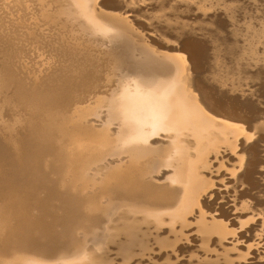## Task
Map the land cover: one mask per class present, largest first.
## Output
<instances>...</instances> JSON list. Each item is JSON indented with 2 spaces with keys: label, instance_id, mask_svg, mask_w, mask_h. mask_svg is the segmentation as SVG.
Segmentation results:
<instances>
[{
  "label": "rangeland",
  "instance_id": "374dc122",
  "mask_svg": "<svg viewBox=\"0 0 264 264\" xmlns=\"http://www.w3.org/2000/svg\"><path fill=\"white\" fill-rule=\"evenodd\" d=\"M57 1H59V2L57 3ZM57 1L56 0H0V21H1L0 22V31H1L0 32V42H1L0 43V53H1L0 55L2 56L3 54H5V55H3V58L0 57V64H1L0 65V92H1L0 93V118H1L0 119V133H1L0 142H3V144L6 146L5 147V146H3V144L0 143V156H1L0 157V164H3V166L5 165V167L0 165V170H1L0 171V175H1L0 178L3 179V180L0 179V183H1L0 186L3 185L4 181H5L4 184H6V182L9 183V180H10L9 178H11V176H12V178H11L12 180L15 179L17 177L16 173H19L20 175H22L21 172H23L25 170L27 171L29 167L31 169H33L31 167V165L32 164L34 165L36 163L37 164V167L35 168L36 170L33 169V172L35 171L36 176L33 174V176L35 177L33 179H36V177L39 176L40 178H43V180L45 181V179L48 176V178L46 179V180H48V182L45 181V183H44L45 185H47V183L49 185V180L51 181V180L55 179V181L53 183L54 186H53L52 182H50L52 184V185L51 184L50 185L52 187H54L56 192H58L57 190L60 191V189H61V192L63 191V194H65V190H66V192L71 191L69 193H72V195H73L76 193L78 194V192L80 191L81 193H80V195L79 194L78 195L79 196L82 195L84 197L86 203H88V202L91 203V201L94 202V199H99V198L102 199L103 196H104V199L102 201L96 200L93 203V205L89 204V203L87 205H85L87 207L90 205L89 206L90 208L87 209L88 211L92 210L91 206L95 205L92 208L95 209V210H93L94 213H95V211L98 210L97 213H95L98 216L97 218L95 217V214L92 213V211H89L92 213V215H94V216H92L93 219H91L92 217H88V218L83 217V218H81L82 220L79 219L78 222L73 223V224L80 223V225H78V228L75 229L76 231L78 229V231H77L78 233L77 232L76 233L80 238H78V236H76V233L74 232L73 238H75V240L77 239L78 241L74 240L76 243H73L74 241L71 242V246H74V247H72L73 249L71 248L72 251H74V249H76V246H75L76 244L78 247L74 251L73 255L71 254L72 253L71 249H69V250L64 249V251L67 252V254L69 251H71V252H69L70 254H68L69 256L65 257L66 253L63 252V250H61L63 254L61 253V251L59 252V254L60 255L62 254L63 257H61V256L58 257L59 254H57V255L54 254L55 256L52 255V256H54V257L51 256L52 258L50 257V255L44 256L42 253H38V252L35 255L33 252L34 250L31 251V249H29V251H31V253H32L31 254L28 251V248L27 249L26 248L21 249L23 252L20 250L21 246L18 243L22 239L21 235H19L20 237L18 235H16V236L14 235L15 227H17V224H14V222L17 220L15 218L16 215H14V214L11 215V212L8 209L5 210L4 207H2V205L0 204L2 209L5 210V211H3L2 209H0V220H1L0 225L2 227L4 225H5L4 227H7V228H4V227L1 228V226H0V231L2 229L0 234L2 233L1 236L4 239H5L6 235L8 238L5 242H3L1 240H4V239L0 237V241H1L0 244H2V242L4 243V245L2 244L3 248L1 245H0V247L3 250H6L3 253L2 252L3 250L0 248L1 249L0 251L2 252V253L0 252V264H75L76 262H77L76 264H80L81 261H82V264H87L84 262H88V264H95V263L97 264V262H98V264H102L103 262H104L103 264H110V263L111 264L112 263L113 264H186V262H187V264H261L262 259H264V231H263L262 235H259L257 232L260 231V228L262 226H263L262 228L264 230V223L261 221V220L264 221V219H262V218H264L263 213H262L264 211V209H263L264 208V203H263L264 199H262L260 201L256 196H254L250 193H247L248 195L246 194L247 197H245L244 195L246 192H244V191H246L247 189H250L252 184H251L250 180H247L243 176H241L243 173H245L246 169L249 168V165H247V164L244 165L245 158H243V160H241L240 157L241 156L242 157H246V156L248 157L249 150L247 149V145L244 142L245 139L243 136H240V134L238 132H235L232 129L231 130L227 129L228 127H230V125L236 124V122H232V120L227 119L224 116H220L219 114H216L215 111L210 109L211 107L209 105V102L207 101V97L205 96V94H202L203 92L201 91V89H198L196 86H195L196 88H194L195 83H193L194 80L192 81V79H194V78L196 79V77H198V74L201 75L202 73L200 71L198 73L197 69H195L196 72L193 71L194 67L191 65V62L189 61L190 59L189 60L187 59L189 57L186 56L187 54L185 51H181V50H183L181 48V44H183L182 42L189 39L190 37L195 36V37H193V39L198 37V38H196L197 40L205 37L203 39V42L207 43L209 45V47L213 46L212 49H211V47L210 48L207 47V50H208L207 52L209 55H207V59L204 58V60H203L204 72H203L202 76H204V74L208 73V71L214 72V73L218 72L219 69L221 68L219 66L222 62V60H221L222 57L224 60V55L222 54V52H220L218 50L219 46L221 45L220 40H219V43H217L218 42L217 35L214 34V32H210V30H212V31H214L215 29L216 30H220V29L223 30L226 27L229 29L230 28L234 29L237 27L238 29L241 30L242 25L245 24V26L243 25L244 26L243 29L238 33V34L241 33L240 34L241 36L237 35L236 40L238 41V43L239 44H248V43L250 44L251 43L250 46H253L251 48H254V45H255V48L257 46V48H256L257 50L264 51V48H262V49L260 48V47H264V36H263L264 35V32H263V30H264L263 24L264 23L263 24L259 23L260 21L262 22L264 20L262 18V17H264L263 16L264 15V0H247V1L241 0V2H238L240 0H238V1L232 0L230 2H229V0H227V1L221 0L222 5L220 4L221 1L218 2L219 0L218 1L208 0L209 2L207 0H199V1H197V0H189V1L188 0L187 1H185V0H183V1L182 0H167V1L166 0H156V1L155 0H152V1L151 0H114L115 4L118 3L119 5H117V6L120 7L121 9L118 8L117 6H113V5L109 6V4H107V3H105L107 5H103L104 4L103 0L102 1L101 0H57ZM125 1H127L128 4H130V5L122 4ZM203 1H204V3H206V5L203 3ZM212 1H214V2H212ZM224 1H226V2H224ZM197 2H199V4ZM227 2L230 4L226 5ZM245 2L247 3L246 6L248 5V7L245 6ZM176 3H177V5H176ZM213 3H215V4H213ZM152 4H154V6ZM231 4L233 7L231 6ZM135 5L139 9L143 10L144 13L136 11L137 7ZM178 5H182V8L179 9ZM223 5H225L224 8L226 6H227V8L224 9ZM234 5H236L238 7H236V6L234 7ZM250 5H251V7L253 6L254 8L252 7V9H251ZM183 6H185V7H183ZM210 6H212V7H210ZM216 6H218V7L215 8ZM240 6L242 9L240 8ZM114 7H115V9H114ZM126 7H128V8L126 9ZM133 7L136 10H134V9L132 10L131 8H133ZM231 7H232V9H231ZM124 8L126 9V11ZM233 8H235V9H233ZM39 9H42V10H39ZM222 9H224V10H222ZM258 9H259V11H258ZM3 10H5L8 15H6L5 11H3ZM54 10H58L59 13H57V11H54ZM226 10H228V12L232 10L233 13L235 10V12L237 14L236 13L232 14V11L229 14ZM238 10H240L241 14L238 13L239 12ZM200 11H202V14H204L203 16L201 15ZM216 11H218V13ZM244 11L246 13H244ZM222 12H224V14ZM225 12H227L228 13L227 15H229V16H226ZM40 13L42 15H44V17L41 16ZM43 13H45V14H43ZM50 13H52V14L50 15ZM54 13H56L58 15V18L56 17L57 15ZM61 13H62V15H61ZM191 13H192V15H191ZM216 13H217V16L221 17L222 20H219L220 18H218V17L216 18ZM249 13H250V15H249ZM209 14H211L212 16L210 17ZM235 14L239 17H237ZM245 14H247V15H245ZM252 14H253V16H251ZM2 15H3V17H2ZM45 15H47L48 18H46L47 16H45ZM53 15L54 16L56 15L55 18ZM136 15H137V17H135ZM255 15H256V17H255ZM261 15H262V17H261ZM188 16H190V18ZM242 16H243V18H242ZM247 16L250 17L249 18L250 20L248 19ZM60 17H61V19H60ZM253 17L255 18V20L252 19ZM258 17H259V19H257ZM63 18L67 21V24H66V21L63 22L64 21ZM136 18H138V19H136ZM228 18L230 20H228ZM239 18L241 20H239ZM13 19H16V20H13ZM47 19H51V22L54 19L55 22L53 20V23L55 25L52 24ZM56 19L57 20L59 19L60 21H62L63 24H62V22L60 23L59 20H58L59 21V23H58V21ZM256 20L259 22L257 23ZM12 21H13V23H12ZM233 21L235 22V24L233 23ZM9 22H11V23H9ZM68 22H69V25H68ZM143 22L146 24H144ZM188 22L190 25L188 24ZM219 22H221V23H219ZM245 22L247 23V25L249 24V22H250V24L248 26H246ZM252 22H255V23L253 24ZM5 23L7 24V26L5 25ZM17 23L21 27L22 26L24 27V28L22 27L23 31ZM211 23H213V24H211ZM215 23H217V24H215ZM27 24L29 26H27ZM34 24H36V25L38 24V25L36 26ZM56 24L57 25L62 24V26L66 27L68 30L65 28V31L62 32V30H64V28L62 29L61 25L60 26L58 25L59 26L58 27ZM65 24L67 26H69L70 29ZM219 24H220V26H219ZM228 24H230V25H228ZM15 25H17V26H15ZM186 25H188L189 27ZM204 25H205V27H204ZM239 25L241 28L239 27ZM3 26H4V29H3ZM250 26H252V27H250ZM253 26H254V28H253ZM255 26L257 27V29ZM1 29H3V30H1ZM10 29H11V31H10ZM18 29H20L19 32H18ZM58 29H60V31L62 33L60 31H58ZM247 29H248V32H246ZM250 29L253 31V33L249 32V31H251ZM12 31H14L15 34ZM242 31L245 33L243 34ZM31 32H33V33H31ZM44 32L46 34H44ZM53 32H55V33H53ZM67 32L69 34V37H67L68 34H66V36L64 35ZM24 33H25V36H24ZM34 33H35V35H33ZM52 33H53V35H52ZM251 33L255 36H253ZM255 33L258 35H256ZM260 33H262L263 35L262 34L260 35ZM195 34H197V35H195ZM212 34H214L217 38L214 39L213 37H215V36L214 35L212 36ZM242 34H243V36H242ZM5 35L8 36V38ZM3 36L6 38H4ZM20 36H21V38H20ZM62 36H64V37H62ZM161 36L164 38V43H161V42H163V38ZM238 36L240 38L241 37H244V38H242V40H241ZM245 36L248 38H246ZM40 37H42V38H40ZM44 37L45 38L47 37V38L45 39ZM165 37H166V40H165ZM15 38L20 43L23 44V50L22 51H21V48L19 50L18 47H16V44L14 43ZM167 38H169V39H167ZM210 38H212V39H210ZM3 39H4V41H3ZM158 39H162V41H160V40L158 41ZM7 40H8V42H7ZM71 40H72V42L74 40L77 41V42H75V41L73 42L75 44L79 43V42L81 43L82 41H86V42L85 43L83 42L84 43L83 45H80V43H79V45L78 44L75 45L72 42H71L72 44L69 43ZM211 40H213V42H211ZM215 40H216V42H214ZM248 40H249V42H248ZM41 41H42V43H41ZM87 41H89V42H87ZM168 41H170V43ZM199 41H202V40H199ZM245 41L247 43H245ZM46 42L48 43V45L46 44ZM261 42H263V45ZM2 43H3V45H2ZM56 43H58V44H56ZM59 43H61L62 46ZM252 43H254V44H252ZM173 44H174V46H173ZM257 44H259L261 46L259 47V45H257ZM37 45H39L40 47ZM52 45L54 47L55 46L56 47L59 46V47L54 48ZM84 45L87 48V49L85 48L86 50L84 49V47H85ZM175 45H177L179 48H177V46H175ZM5 46H6V48H5ZM35 46L37 49L35 48ZM80 46L86 52L87 51L89 52L92 49L90 51L92 53L90 54V53H86L84 51L85 56H83L82 49L81 48L79 49ZM15 47H16V50H15ZM30 47L32 50L30 49ZM52 47H53V49H52ZM65 47H66V49H65ZM130 47H131V49H133V51L130 49ZM9 48L11 50H9ZM62 48H64V50ZM73 48H75V49H73ZM58 49L60 51H63V52L65 51L66 54H68L71 57L74 55L73 56L74 58L70 59L71 57H68V55H66V57H65V52H64V54H61L62 52H60ZM78 49H79V51H78ZM99 49L100 50L102 49L103 56H101L102 54H100V57H99V53H101V52H99L100 51ZM6 50H7V52H6ZM53 50H55V51H53ZM94 50L98 51V52H95V54H94V52H93ZM106 50L109 51V54H108V51H106ZM215 50H217V51H215ZM27 51H29V52H27ZM56 52H57V54H56ZM118 52H120V53H118ZM125 52H126V54H125ZM80 53H81L82 57H84V59L86 58L87 60H89L90 63L93 62V64L96 63L98 65V63L100 62L98 66H96V64H95V65H92V67L95 70L97 68L101 69V70L97 69L98 72L97 71L95 72V70H94L95 74L99 73V74H96V75L94 74V75L96 77L99 76L101 78L97 77V81L95 80L96 78L94 79V85L93 86L96 85V87H92V88H95L92 90H95L96 92H92L91 89H89L87 92L88 94L85 93L83 96L80 97L82 100L78 97L79 100H81V102L78 100V98H76L71 103L72 104L71 108L68 107L67 108L68 110H66V112H68L67 117L69 118L68 115L73 114V115H71V117H74L76 120L71 119V117L69 119L66 118L67 124L65 125L66 126L65 128L67 129V127L69 128V126H70V128L68 129V131H70V134L66 138V140L69 139L70 141L67 140L66 143L68 145H66V144L65 145H66V147L68 146L69 149L66 148L68 151L72 150L71 152L69 151L72 156L67 151V154H69L71 156L69 161L67 162V166H69L70 168L67 167V168H69V169H67V170H69V172L67 171L66 173H63L64 175L61 174V175H63L62 182H61L60 172H59V170H58V172L55 170V169H58V167L56 168L57 165H59V168H60V165L62 162L61 159L58 160V158H60V154L58 151H57L58 154L55 153L56 155H58V157L56 155H54V153L52 154V152L54 151V149H56V147L51 149L53 146H56V144H58V141L56 143L55 141H52L51 139H49L48 137L45 136L46 138H48V139H46L44 137L45 134L43 135V133H39L38 131H36V133H34L35 131H31L32 129L35 130L37 128L35 125H38V123L39 124L42 123V121H41L42 118L40 116H38L41 111L40 110H33L36 113V115H35V113L33 111H30L32 109L29 108L28 104H29L30 99L33 97H36L37 94L42 90V88L45 85V81L53 73H55L56 71H58L60 69L59 67H61V64H62V67L64 66V63L66 62L67 57L70 60V63H73V62H76L77 60L83 59L81 57ZM23 54H24V56H23ZM70 54H72V55H70ZM87 54H90V55H87ZM112 54L113 55L114 54L123 55L122 56L123 59L120 55L112 56ZM213 54H215V55H213ZM62 55H64V57H62ZM16 56H18V57H16ZM29 56H30V58H29ZM104 56L107 58H108V56L109 57L111 56V58L114 57V60L111 58L110 59L112 61L108 60L107 58L103 59ZM149 56H150V58H149ZM209 56L210 57L212 56V57L209 58ZM117 57H119V58H117ZM214 57H216V58H214ZM5 58L7 59L6 61H5ZM58 58H59V60H57ZM63 58H65V60H63ZM101 58L104 61H102ZM137 58H138V60H137ZM53 59H54V61H53ZM60 59H62V60H60ZM24 60H26V61H24ZM55 60H57V61H55ZM69 60L67 62H69ZM95 60H96V62H95ZM116 60H118V61H116ZM218 60H221V61H218ZM71 61H73V62H71ZM101 61H102V63H105V64H102ZM121 61H122V63H121ZM160 61H161V63H160ZM108 62H110V63L112 62L113 63V64L111 63L112 66ZM118 62H119V66L118 65L116 66L115 63L118 64ZM33 63H34V65H33ZM138 63H140V64L138 65ZM66 64H68V63H65V65ZM121 64H122V66H121ZM149 64H151V65H149ZM4 65H5V67H4ZM17 65H18V67H17ZM103 65L106 67H104ZM208 65L210 66V68ZM100 66L104 67V68H100ZM215 66H216V69H215ZM107 68L109 71H107ZM167 68H169V69H167ZM52 69H54V70H52ZM2 70H4V71H2ZM36 70H38L37 71L38 73L35 72ZM99 71L100 72L104 71V72H102L104 75L100 74ZM158 71H159L160 75L158 74ZM107 72H109L108 77L109 76L112 77V78L110 77V80H108L109 78L106 75ZM194 72H195V74H194ZM110 73H112V74L110 75ZM196 73H197V75H196ZM11 74H12V76H11ZM16 74H18L17 77H16ZM193 74L196 75V77H193ZM5 75H7V76H5ZM215 75H217V73ZM26 76H27V78L25 79ZM147 76L149 79L147 78ZM161 76H162V79H161ZM28 77L31 79H29ZM39 77H40V79H39ZM19 78H20V80H19ZM102 78H104V80H106V83L104 80H103L104 83L102 82ZM157 80H158V82H157ZM18 81L20 84L18 83ZM37 81L38 82L40 81L39 84L37 83ZM95 81H96V84H95ZM99 81H101V83H102L101 86H100V83H98ZM110 81H111V83H109ZM248 81H249V83H248ZM22 82H23V84H22ZM33 83H35V84L33 85ZM105 85L110 86V87L107 88V86H105ZM13 86L16 88H14ZM20 86H21V89H20ZM98 86H99V91H97ZM104 86H105V91H104ZM208 86L210 87V85H207V87ZM238 86L235 88V90L232 89L231 92H229L230 91L229 90L228 94H224L218 88L212 89L210 87L211 89L210 88L209 89L212 91L213 97H215L216 99H219L220 101L229 102L231 94H232L231 96L239 95V98L236 99V102L240 104L239 111L248 115V118L254 117V120L257 118V116L260 117V119L257 118L255 121L252 118H250V121L252 123L250 125L254 126L257 124L259 126V130L257 131V129H253V131H256L254 134V139L250 140L248 143L249 144L250 143L256 144V142H257L258 147L255 146L256 148L254 149V153H257L258 162H260V163L259 164L257 163L258 165H256V170L253 174V176H254L253 180L259 181L261 183V187H262V186H264V174H262V173H264V70L259 73L257 78L255 77L252 80H250V79L249 80H246V79L241 80L239 82ZM35 87H36V89L34 90ZM101 87L103 88V90ZM207 90H208V88H207ZM233 90H234V92H233ZM133 91H134V93H133ZM99 92L101 93V96H100ZM125 92L127 93V95H126L127 99H125V94H126ZM129 92H130V94H129ZM147 92H149V93H147ZM89 93H91V94L89 95ZM92 93L94 96L92 95ZM131 94L134 97V99L131 96ZM133 94H135V95H133ZM199 94L200 95L202 94V95L200 96ZM5 95H7V97ZM88 95H89V97H88ZM122 95H124V97H122ZM202 96L204 97V100H202L203 99ZM91 97H95V98H92L93 99L92 100V99H90ZM136 97L140 101L139 102L140 106L138 105V100L136 99ZM12 98H14V99H12ZM18 98H19V100H18ZM143 98H144L146 103H144ZM24 99H26V100L24 101ZM87 99H89L90 101ZM86 100H87V102H86ZM83 101H84V103H83ZM122 101H124V102H122ZM19 103H20V106H19ZM73 103H76V104L78 103L77 104L78 106L76 104H73ZM140 103H142V104H140ZM5 104H6V106H5ZM121 104H122V108H121ZM130 104L133 106H130ZM146 104H148V105H146ZM73 105L74 106L76 105L75 109H76V111H78V113L75 111V109H73ZM160 105H161V107H160ZM178 105H179L180 109H178ZM180 105H181V107H180ZM7 106H8V108H7ZM9 107H10V109H9ZM124 107H125V109H124ZM126 107H127V109H126ZM129 107H130V110H129ZM136 107H138V108H136ZM144 107H145V109H144ZM157 107L159 110L157 109ZM12 108H14V109H12ZM78 108H80L81 110H78ZM132 108H134V109L136 108V109L132 110ZM147 108H148V110H147ZM122 109L124 111L126 110V112H124ZM142 109H144V110L142 111ZM25 110H27V112ZM82 110H83V113H82ZM150 110H152V111H150ZM79 111H80V113H79ZM131 111H133V113ZM140 111H141V113H140ZM159 111H161L160 112L161 114L159 113ZM180 111H182V112H180ZM138 112L142 116H140V114ZM152 112H153V116H156V117L150 116V115H152ZM32 113H34V115ZM121 113H123V114L121 115ZM16 114H18V115H16ZM81 114L83 117H81ZM133 114L135 117H132ZM74 115H76V116H74ZM127 115H129V116H127ZM178 115H179V117H178ZM249 115H250V117H249ZM31 116L33 117L32 118L33 121L36 120V122L37 121L38 122L37 123L32 122ZM35 117L37 119H39V117H40V119H39L40 121L37 120ZM76 117H79L78 118L79 120ZM140 117H141V119H139ZM135 118L137 120L138 119L139 120L137 121ZM147 118H148V121H147ZM182 118H184V119L182 120ZM248 118H247V122L249 121ZM152 119L154 121H152ZM162 119L163 120L165 119L166 121H163ZM203 119H204V121H203ZM69 120H73V123H72V121H69ZM169 120H170V122H169ZM28 121H29V124H28ZM74 121H75V123H74ZM82 121H83L84 125H82L83 124V123H81ZM141 121H142V123H141ZM252 121H254V122H252ZM68 122H71V123H68ZM162 122L163 123L165 122V123L163 124ZM247 122H246V124L249 125V122L248 123ZM78 123L80 125V126L78 125L79 129H78V126H76ZM152 123H153V125H152ZM178 123H180V124H178ZM32 124H34V126ZM71 124H73V127L71 126ZM89 124H92L91 125L92 128L90 127L91 129L88 130V127L90 126ZM154 124H155V126H154ZM160 124H162V126ZM173 124H174V126H173ZM193 124H194V126H193ZM198 124H199V126H198ZM85 125H86V127H85ZM23 126H24V128H23ZM29 126L32 127L31 130H30ZM196 126H198V127H196ZM15 127H16V129H15ZM156 127H158V128L156 129ZM73 128H75V129L73 130ZM83 128H87V129H84L85 131L86 130L87 131L85 132L84 130H82ZM96 129L100 130L98 132L100 135L102 134L101 136L97 133ZM23 130H25L26 132H24ZM29 130H30V132H27ZM93 130H95V131H93ZM78 131H79V133H78ZM92 131H93V133H92ZM87 132H90L89 134L91 137L89 136V134L87 136ZM108 133H110L109 134L110 137L108 136ZM71 134H72V136H70ZM85 134L87 137H85ZM37 135H39L38 138L39 139L41 138L42 140L41 139L39 140L38 138H36ZM41 135H42V137H41ZM93 135L96 136L97 138H95ZM190 135H192V136L190 137ZM83 136H84V138H83ZM16 137L18 139H21L22 141L21 140L18 141V139ZM22 137H24V139ZM32 137L34 140H35V138L37 139V141L35 140V142L37 143L36 145H39L38 143L40 142L39 146H36L35 143H33L34 140L31 139ZM98 137H100L104 140L103 141H102V139L98 140ZM208 137H209V139H208ZM28 138L31 139V141L28 142L27 141V140H29ZM44 139H45V141H44ZM72 139H73V142H72ZM24 140H25V142H24ZM75 140H76V142H75ZM208 140H209V142H208ZM11 141H16V142H14V145H13L12 144L13 142H11ZM41 141H43V143H41ZM78 141H81V142H78ZM9 142H11V143H9ZM22 142H24V143H22ZM52 142H54V143H52ZM69 142H70V144H69ZM84 142L86 144L85 146H84ZM94 142L96 143V145H94ZM29 143H31V146H32V144L35 145V148H32L34 150L37 149L38 147L40 148V146L43 147V148L41 147L40 149L38 148L37 152H36V150L35 151L31 150L29 152L31 147H30V149L29 148L26 149L27 153H29L28 158H29V156L33 157L34 152H36L35 155L37 154L33 158L30 157V159H32L31 161L30 160L28 161L27 157L24 158V155L27 156V153H25L26 151H24V150H25V148H27L26 146L29 145ZM49 143H51L52 147L50 146ZM91 143H93V144H91ZM23 144H24L25 148H24ZM43 144H45V145L43 146ZM46 144H49V145H46ZM81 144H82V146H81ZM11 145H13V147ZM20 145L23 146V148ZM73 145H74V147L76 146V148L78 147V149L74 148ZM90 145H92V146L90 147ZM45 146H46V148H45ZM48 146H50V147H48ZM15 147L17 149L20 147H21V149H23L22 151H21V149H19L20 154L17 153L18 150ZM234 147H239V149H240L235 155L231 154L232 149ZM6 148H8V149L10 148L11 150L9 149V151H12L13 153L10 154V152L8 150H5ZM44 148L46 149L44 151H48V152H46L48 155L47 159H46V157H44L46 155L45 152L43 151ZM49 148H50V150H49ZM96 148L97 149L99 148V151L95 150ZM15 149H16V152H15ZM74 149H76V150H74ZM79 149L80 150L82 149L81 150L82 152H80ZM41 150L44 153H42ZM77 150L79 151V153ZM86 150H87V152H86ZM94 150H95V152H93ZM32 151H33V153H32ZM76 151H77V153H76ZM83 151L85 152V155L83 154ZM177 151H179V152H177ZM7 152H9L10 155L4 158V156L8 155ZM175 152L178 155H176ZM15 153H17V154L15 155ZM21 153H22L23 157L20 156ZM38 153L39 154L41 153L43 157L41 156V154L38 155ZM73 153H74V155H73ZM89 153H91L92 155H90ZM79 154H81V156ZM93 154L95 157H93ZM12 155H13V157H12ZM17 155L20 158L16 157ZM49 155H51V156L49 157ZM52 155L54 156L53 158L55 159V161H54V159L51 158ZM82 155H84V156H82ZM85 156L88 157L89 163H88V159ZM55 157H57V158H55ZM186 157L188 158V160ZM35 158H37V159L35 160ZM43 158H44L45 162L44 161L40 162L39 160H41V159L43 160ZM50 158H51V161H50ZM80 158L82 159V161L80 160ZM184 158H186V159H184ZM198 158H200V159H198ZM18 159H20V160L18 161ZM33 159H34V161L40 162L39 163L40 167L44 164L43 166L46 169H44L42 166L38 170L39 164H38V162H34ZM72 159H73V161H72ZM74 159H76V161L78 162V164L75 163L76 167L74 166V162H76ZM83 159H84V161H83ZM172 159H173V161H172ZM247 159L248 158H246V160ZM10 160L12 161V164L10 163L11 165L9 164ZM47 160H48V162H47ZM52 160L55 162V165H54V162ZM70 160L73 163H71ZM3 161H6V162L9 161V162L7 164L6 162H3ZM140 161H141L142 165H140ZM261 161H263V162H261ZM49 162H52V163H49ZM81 162H84V163H81ZM85 162H86V164H85ZM136 162L139 163L140 166ZM47 163L52 164V166L48 167ZM134 163H135V165H134ZM29 164H31V165H29ZM81 164L84 166L85 165L88 166V167L85 166L86 168H84L85 170L83 169L82 172L80 170L84 166H81ZM180 164H181V166H180ZM15 165L17 167H14ZM25 165H27V166H25ZM79 165L81 168L77 167ZM145 165H146V167H145ZM172 165H176V167L175 166L172 167ZM242 165H244L246 167H244ZM34 166H36V165H34ZM54 166H55V169H54ZM72 166L74 169L78 168L79 170L75 169L74 170L75 172L72 171L71 170ZM131 166H133V167L131 168ZM11 167L12 168L14 167L13 169H15V168L16 169L13 170ZM26 167H28V168H26ZM127 167H128V169H127ZM134 167L136 168V170H137V168H139V169L137 171H134V173H133L132 170H135V169H133ZM186 167L189 169L187 170ZM3 168L6 170L7 173L5 172V170H2ZM180 168H183V169H180ZM9 169L13 170L10 172V174H9V171H10ZM52 169L55 171L53 172ZM190 169H191V171H190ZM37 170L38 171L42 170V171H40V173H38ZM46 170H48V172H46V173L52 172V175L50 176V174L47 175L46 173H44V171H46ZM49 170H51V171H49ZM139 170H141V171H139ZM186 170L188 171V173ZM83 171H85V172H83ZM119 171H121L120 175L122 177H123L122 172H125L126 175L124 174L123 178L124 179L126 178V181L121 176H119ZM138 171L141 172L143 176ZM181 171H182V173H181ZM41 172H43V175H40V174H42ZM56 172L59 174L57 175ZM73 172H74V174H73ZM126 172H128V173H126ZM4 173H6V174H4ZM76 173H77V175H76ZM130 173H133L135 176L133 174H130ZM14 174L16 176V177L14 176L15 178H13ZM53 174H56L58 176V178H57V176H55ZM80 174H82L83 176ZM84 174H86V175H84ZM127 174H129V176ZM179 175H181L182 177ZM2 176L3 177L5 176L7 180H4L5 177L3 178ZM71 176L74 178H72ZM115 176H118L120 178L118 179V177H115ZM77 177L80 178V180L83 179V181L82 180L76 181L78 179ZM132 177H134V178H132ZM143 177H145V178L147 177V178L145 180H143L144 179ZM127 178H131L132 180L130 179V181H134L135 183L137 182V179H138L139 181L137 183H139L140 185L143 184V185H146L147 187H149L150 190L152 192H154L153 194L155 197L153 196V194L152 195L150 194L151 196L150 195L148 196V197H150L149 199L146 196L144 197V196L137 195L138 199H140V200H138V199H136L137 198L136 194H133V195H129L130 199H131L130 200V199H128L129 198L128 194H126V195L125 194H119V195L117 194V195L113 196L114 194L111 193L112 191L109 192V190H107V189L111 190V188L106 187L108 185L110 187L113 185H116V186L119 184L122 185L121 180H123L124 185L129 184L130 181H128ZM56 179H58L57 182H56ZM89 179L93 181L92 184H91L92 181L88 182ZM116 179H117L118 184L116 182ZM140 179H142V180H140ZM109 180L110 181L113 180L114 183L110 182ZM70 181H71L72 185H71ZM86 181H87V183H86ZM120 181H121V183H119ZM140 181H143V182L145 181V182L143 183ZM147 181L148 182L150 181L149 184H147ZM67 182H69L68 185L70 184L71 187L72 186H74V187L71 188V187H69L70 185L69 186L66 185ZM125 182H127V183L125 184ZM56 183L57 184L60 183V186L61 185L62 186L61 187L59 186V188H58V185ZM85 183L88 185V187H86L87 185H84ZM150 183H151V185H150ZM184 183H185V185H184ZM213 183H215V187H212ZM21 184L22 183L20 182V185L16 186V188L13 189V192L14 191L15 192L14 193L12 192V194L15 195V193L17 192V194H16L17 196H19V195H23V196H27V197H29V195L32 196V197H30V200H29L30 205H32V208L30 206V208L32 210L29 208L30 210H28V211H30V213L29 212L28 213L30 216L27 214L28 216L25 215V217L26 216L27 217L26 218L22 217L20 219V221H22V219L25 221L31 220L30 222L33 223L32 220H36L37 217L40 221H42L47 216V215H45L47 213H45V214L42 213V212H45V211H43V209H41V205H40L43 203L44 208L47 206L48 207L50 206V208H47L46 210L47 211L50 210V212H51L50 213L48 211L49 215L47 218H45L44 221H48L47 223H49L50 218L52 221H55L60 216L62 219L63 218L64 219L62 220L60 218L61 221H57V222H59V223H62L63 221L65 222L64 216H65L66 212L64 213L63 211H65V210L67 211V209H65V208H67L68 205H67V203H65L64 196H63V198L60 195H58L59 197L58 196L54 197L55 200H53L54 198L51 199L52 203L50 202V199H49L48 201L50 203L48 201H46L47 204H46V206H44L45 204L43 201V199H44L43 196L45 195V192L43 190H41L43 192L42 193L43 196H42V194L39 193L40 192L39 188H35L36 186L34 184L33 185L35 187H33L29 184H28V187H25V186H27L26 185L27 183H25L24 186H23V184L21 186ZM75 184H76V186H75ZM155 184H156V186H155ZM63 185L66 187H64ZM82 185H84V186H82ZM93 185H95V186H93ZM157 185L159 188L157 187ZM116 186H113V188ZM166 186L168 189L165 188ZM17 187H20V188L25 187L26 189L25 188L20 189ZM62 187H64V188L69 187V188L68 189H62ZM75 187H78L79 189H77ZM84 187H86V188H84ZM103 187L105 189L106 188L107 189L104 190ZM153 187H155L154 188L155 190H153ZM195 187H197V188L194 189ZM0 188H1V190H0V194H1L2 188H4V187H0ZM28 188L31 191H32V189L34 190V188H35V190H38V191L36 192L34 190V194H33V191L32 192L28 191L29 190ZM170 188H173V189L171 190ZM178 188H180V190ZM182 188H184V189H182ZM17 189H19V190H17ZM24 189H25V191H24ZM100 189L103 193L105 192V194L101 193V191H99ZM157 189H159V191H161L162 193L159 192ZM44 190H46V189H44ZM77 190H78V192H77ZM88 191L90 193L89 196H88ZM90 191L91 192L94 191V192H92V193H94L93 196H91L92 193ZM164 191H165V193H164ZM167 191H170V193H172V191H173V193L171 195H169L170 193ZM242 191L244 192V194ZM61 192H58V193H61ZM96 192H97V195L95 198L94 195ZM99 192H100L101 196H100ZM158 192H159V194H158ZM240 192H242V193H240ZM251 192L254 194L264 196V191L258 192V188L252 189ZM36 193H39L43 199L41 198L42 200H40L39 198L41 196L39 197L38 196L39 194H36ZM83 193H85V194H83ZM106 193H107V195L109 193H111L112 195L110 194V196L108 195L109 196L108 197L106 195ZM185 193L187 196L185 195ZM31 194H33V195H31ZM178 194L180 195V197ZM122 195H125L126 199L122 200L124 198V196H122ZM158 195L161 198L160 197L156 198V196H158ZM116 196H117V198H115ZM134 196H135V198H134ZM163 196L164 197L168 196L169 198L168 197L164 198ZM170 196L172 197V199ZM177 196L179 197V199ZM195 196H197L196 199H195ZM34 197H37L39 200L37 198H34ZM87 197H88V199H87ZM140 197H142V198H140ZM187 197H188V199H187ZM60 198H61V200H60ZM113 198L116 199L115 202H114V200L111 201ZM133 198L135 199V201L132 200ZM144 198H146V199H144ZM167 198L169 199V201H167ZM173 198L175 201L173 200ZM36 199L38 201H35ZM147 199H148V202L146 203L145 200H147ZM57 200H59V201L57 203L55 202L56 203L55 204L54 201H57ZM88 200H90V201H88ZM137 200H138V202H137ZM31 201H32V203H31ZM34 201L37 203V205L34 204L35 203ZM40 201H41V203H40ZM139 201H141V202H139ZM143 201H144V203H143ZM183 201H185V204ZM192 201H195V202H193V204H192ZM249 201L253 202V203L256 201H257V203L262 202V201L263 202L260 203V205L261 204L262 205H261V207L259 205V209L256 208L253 211L252 210L253 205L251 206L250 204H248V203H250ZM7 202H12V199H10V197H9V200ZM96 202L98 205L95 204ZM100 202H103V203L99 204ZM150 202H152L154 205ZM154 202H157V203L155 204ZM0 203H1V201H0ZM60 203H62L61 204L62 206L61 205L59 206L60 210L58 211V209H59L58 205ZM104 203L106 204V206H104L105 205ZM158 203L160 206L158 205ZM178 203H180V204H178ZM182 203L185 206H183ZM188 203H190V204H188ZM150 204H152V205H150ZM35 205L37 207L39 205L40 209L35 207ZM52 205H53L54 209L51 207ZM64 205H66V206L64 207ZM101 205H103L105 208H102V207L99 208L98 207ZM96 206L98 209L95 208ZM56 208H58V209H56ZM33 209H35V211H33ZM101 209H104V210H102L103 212L100 211ZM39 210H42V212ZM178 210H180V211H178ZM261 210H262V212H261ZM8 211L10 212V214H8L9 213ZM38 211H39V213H38ZM56 211H58V212H56ZM125 211H126V213H125ZM176 211H178V212H176ZM6 212H8V213H6ZM104 212H106V214H105L106 217L104 215ZM135 212H137V213L135 214ZM32 213H34V214H32ZM54 213H56L57 215H55ZM143 213H144V215H143ZM150 213H154V215L153 214L151 215ZM176 213H177V215H176ZM254 213H255L254 219L246 222L247 224L243 222V221H245V218L252 216ZM39 214H41L40 215L41 218H39V216H38ZM43 214L45 215V217ZM157 214H159V216ZM167 214H169V215H167ZM179 214H180V216H179ZM184 214H185V216H184ZM34 215H36V217ZM99 215H101V216H99ZM128 215H131L132 217L128 216ZM156 215L158 218L156 217ZM171 215H173V216H171ZM9 216H11V218H9ZM89 216H91V215H89ZM120 216H122V217H120ZM7 217L9 218V220L6 221L5 219H7ZM99 217H100V219H98ZM130 217L133 219H130ZM137 217H138V219H137ZM155 217H156V219H155ZM170 217H172V218H170ZM28 218H30V219H28ZM55 218H57V219H55ZM94 218L96 220L98 219L97 222H95L96 220H94ZM104 218H105V220H104ZM2 219H4V221H6V223H8V222L9 223L6 224L5 222H3ZM10 219H11V221H10ZM88 219H90V220H88ZM18 220H17V223L19 224L20 222ZM129 220H131V221H129ZM25 221H24V223H25ZM105 221L108 222V223H106L108 226L105 224ZM120 221L122 222L121 224H120ZM136 221H137V223H136ZM150 221H152L153 223ZM259 221H261V223ZM30 222H27V224L28 223L31 224ZM92 222L95 223L96 225H93ZM142 222H143V224H142ZM1 223L4 225H2ZM114 223H116V224H114ZM117 223H119L121 226L120 225H119L120 227L116 226V225H118ZM131 223H132V226H131ZM155 223H156V225H155ZM9 224H10V226L13 227V228L10 227V229H12V230L9 229V227H8ZM20 224L22 225V222ZM20 224L18 226H21ZM102 224H104L105 227H103L104 225L102 226ZM123 224H124V226H123ZM127 224L128 225L130 224L129 225L130 227ZM146 224H148V225H146ZM97 225H99L100 227H98ZM140 225H142L144 229L139 228ZM154 225H155V227H154ZM258 225H259V227H258ZM26 226H28V225H26ZM114 226H116L117 229L114 228ZM147 226H148V228H146ZM101 227L104 229H102ZM110 227H112V228H110ZM157 227L159 230L157 229ZM91 228H93V230H91ZM94 228H95V230H94ZM98 228L101 230H99ZM118 228H120L119 232H117ZM152 228H153V230H155V232L152 230ZM8 229H9V233L11 231V233H12V234L10 233L11 235L8 234V232H4V231H8ZM22 229H23V227H22ZM22 229H21V231H22ZM81 229H82V231H80ZM110 229H111V231H110ZM13 230H14V233H13ZM139 230H140V232H139ZM35 232H36V234H35ZM40 232H41V230H39V231L34 230L33 234H32L33 238H34V235L36 238H37L38 234L42 235L41 234L42 232L41 233ZM118 233H119V235H118ZM3 234L5 237L3 236ZM108 234L112 238L109 237ZM111 234H114V235H111ZM122 234H123V236H122ZM13 235H14V237H13ZM152 235H153V237H152ZM154 235H156V236H154ZM125 236H127V237H125ZM147 236H149V238ZM157 236H160V238ZM16 237L17 238L19 237L20 240L18 238V240H19L18 241ZM83 237H84V239H83ZM108 237H109V239H108ZM116 237L119 239H117ZM131 237H132V239H131ZM15 238H16V241H15ZM153 238L155 239V241ZM81 239H83L84 242ZM112 239H113V241H112ZM130 239L132 240V242ZM138 239H141V240H138ZM12 240L14 241V243ZM42 240L44 241L45 238H43ZM67 240L68 239H66V241ZM116 240H118V241H116ZM137 240H138V242H137ZM166 240L169 242L165 243V242H167ZM9 241H11L12 243L5 244V243H8ZM103 241H104V243H103ZM108 241H110V242H108ZM114 241H116V242H114ZM144 242H146V245L150 246V248L149 247L147 248V246H145ZM114 243H115V245H110V244H114ZM116 243H118L119 245ZM12 244H14V245H12ZM15 244L19 245V246H16ZM78 244L79 245L83 244L82 245L83 247L78 246ZM131 244L133 245L134 248L132 247ZM136 244H137V246H136ZM107 245H109V246H107ZM164 245H166V246H164ZM14 246L16 247V251L20 250L21 253L19 251L16 252ZM138 246H140V247H138ZM142 246H144V247L142 248ZM17 247H20V248H17ZM79 247H81V248H79ZM7 248H8V250H7ZM10 248L12 249L11 251H9ZM83 248H85V249H83ZM136 248H138V249H136ZM78 249H82V250H79L80 253H79ZM94 249L95 250L98 249V250L95 251ZM148 249L150 251H148ZM88 250L91 251L92 253L89 252ZM143 250L145 252H143ZM8 251H9V253H8ZM25 251H26V253H25ZM93 251H94V253H93ZM103 251L105 252V254L103 253ZM117 251L118 252L123 251V252L121 254V252L118 253ZM12 252L15 254L17 253V254L14 255V254H12ZM75 252H77L79 254H77V253L75 254ZM96 252H98L99 255ZM127 252H129V253H127ZM7 253L9 255H7ZM35 253H36V251H35ZM64 253H65V255H64ZM100 253H101V255H100ZM123 253L125 254V257H124ZM177 253H179V256L176 255ZM10 254H12V255H10ZM38 254H40L41 257H39L40 255L37 256ZM92 254H93V256L90 257V255H92ZM135 254H137V255H135ZM96 255H97V257H96ZM107 255H108V257H107ZM110 255H112V257ZM48 257H50V258H48ZM102 257H103V259H102ZM53 258H54V260H53ZM55 258H57V260ZM107 258H109L110 260H108ZM112 259H113V261H112ZM122 259L124 261H122ZM212 261H214V263Z\"/></svg>",
  "mask_w": 264,
  "mask_h": 264
},
{
  "label": "bare ground",
  "instance_id": "6f19581e",
  "mask_svg": "<svg viewBox=\"0 0 264 264\" xmlns=\"http://www.w3.org/2000/svg\"><path fill=\"white\" fill-rule=\"evenodd\" d=\"M57 1V0H56ZM102 1V0H101ZM104 2V4L103 5H107V4H109V6L110 5H113V6H117V5H119L118 3H116L115 4V2H114V0H103ZM152 1V0H151ZM156 1V0H155ZM167 1V0H166ZM183 1V0H182ZM181 1V2H182ZM185 1H187V0H185ZM184 1V2H185ZM189 1V0H188ZM197 1H199V0H197ZM208 1V0H207ZM215 1V0H214ZM214 1H212V2H214ZM216 1H218V0H216ZM221 0H219L218 2H220ZM227 1V0H226ZM226 1H224V2H226ZM230 1H232V0H229V2ZM234 1V0H233ZM235 1H238V0H235ZM244 1V0H243ZM247 1V0H246ZM59 1H57V3H58ZM114 2V3H113ZM169 2V1H168ZM180 2V1H179ZM183 2V3H184ZM191 2V1H190ZM189 2V3H190ZM202 2V1H201ZM209 2V1H208ZM238 2H241V0L240 1H238ZM105 3H107V4H105ZM136 3V2H135ZM182 3V4H183ZM198 4H199V2H197ZM203 3H204V1H203ZM222 3V1L220 2V4ZM235 3V2H234ZM244 3V2H243ZM249 3V2H248ZM251 3V2H250ZM122 4H125V5H130V4H128V2L127 1H125V2H123ZM180 4V3H179ZM188 4V3H187ZM205 5H206V3H204ZM213 4H215V3H213ZM218 4V3H217ZM224 4V3H223ZM227 4H230V3H226V5ZM238 4V3H237ZM246 2H245V6H246ZM121 5V4H120ZM153 6H154V4H152ZM176 5H177V3H176ZM222 5V4H221ZM253 5V4H252ZM256 5V4H255ZM108 6V7H109ZM122 6V5H121ZM136 6V5H135ZM134 6V7H135ZM181 6V7H180ZM204 6V5H203ZM224 6L225 5H223V8H224ZM231 6H232V4H231ZM236 5H234V7H235ZM243 6V5H242ZM254 6V5H253ZM252 6V7H253ZM258 6V5H257ZM3 7V6H2ZM118 7V6H117ZM125 7V6H124ZM134 7L133 8H131L132 10L134 9ZM137 7V6H136ZM135 7V8H136ZM176 7V6H175ZM178 7H179V9L180 8H182V5H178ZM183 7H185V6H183ZM207 7V6H206ZM210 7H212V6H210ZM218 6H216L215 8H217ZM233 7V6H232ZM232 7H231V9H232ZM236 7H238V6H236ZM246 7H248V5L246 6ZM250 7H251V5H250ZM252 7H251V9H252ZM42 8V7H41ZM59 8V7H58ZM118 8H120V7H118ZM117 8V9H118ZM128 7H126V9H127ZM221 8V7H220ZM227 8V6L224 8V9H226ZM240 8H241V6H240ZM244 8V7H243ZM254 8V7H253ZM256 8V7H255ZM3 9V8H2ZM56 9V8H55ZM60 9V8H59ZM114 9H115V7H114ZM121 9V8H120ZM119 9V10H120ZM125 9V8H124ZM123 9V10H124ZM126 9H125V11H126ZM130 9V8H129ZM144 9V8H143ZM224 9H222V10H224ZM233 9H235V8H233ZM242 9V8H241ZM249 9V8H248ZM39 10H42V9H39ZM45 10V9H44ZM134 10H136V9H134ZM221 10V11H222ZM244 10V9H243ZM246 10V9H245ZM3 11H5V10H3ZM2 11V12H3ZM37 11V10H36ZM48 11V10H47ZM54 11H57V13H59L58 12V10H54ZM60 11V10H59ZM136 11H138V12H143V10H141V9H139L138 7H137V10ZM180 11V10H179ZM227 12H228V10H226ZM232 11V10H231ZM231 11H229L228 13L230 14V12ZM239 11V12H238ZM237 12L238 13H240L241 14V12H240V10H238ZM242 11V10H241ZM258 11H259V9H258ZM38 12V11H37ZM36 12V13H37ZM50 12V11H49ZM52 12V11H51ZM201 12V15L203 16L204 14H202V11H200ZM217 13H218V11H216ZM227 12H225L226 13V16H229V15H227L228 13ZM249 12V11H248ZM5 13H6V11H5ZM4 13V14H5ZM10 13V12H9ZM39 13V12H38ZM144 13V12H143ZM148 13V12H147ZM199 13V12H198ZM217 13H216V18L218 17L217 16ZM223 14H224V12H222ZM234 13H236L235 12V10H234ZM233 13V11H232V14H234ZM244 13H246L245 11H244ZM41 14V13H40ZM43 14H45V13H43ZM52 13H50V15H51ZM54 14H56V13H54ZM196 14V13H195ZM215 14V13H214ZM220 14V13H219ZM231 14V15H232ZM237 14V13H236ZM235 14V15H236ZM243 14V13H242ZM254 14V13H253ZM253 14L251 15V16H253ZM258 14V13H257ZM256 14V15H257ZM260 14V13H259ZM262 14V13H261ZM6 15H8L7 13H6ZM10 15V14H9ZM57 15V14H56ZM55 15V16H56ZM61 15H62V13H61ZM60 15V16H61ZM191 15H192V13H191ZM190 15V16H191ZM194 15V14H193ZM210 15V17L212 16L211 14H209ZM208 15V16H209ZM245 15H247V14H245ZM249 15H250V13H249ZM256 15H255V17H256ZM41 16H43L44 17V15H42L41 14ZM45 16H47V15H45ZM54 16V15H53ZM55 16H54V18H55ZM187 16V15H186ZM185 16V17H186ZM190 16H188L189 18H190ZM196 16V15H195ZM198 16V15H197ZM207 16V15H206ZM215 16V15H214ZM225 16V15H224ZM237 16V15H236ZM259 16V15H258ZM264 16V15H263ZM2 17H3V15H2ZM5 17V16H4ZM57 18H58V15L56 16ZM135 17H137V15L135 16ZM134 17V18H135ZM201 17V16H200ZM232 17V16H231ZM237 17H239V16H237ZM248 17V19L250 18L249 16H247ZM261 17H262V15H261ZM260 17V18H261ZM46 18H48V16L46 17ZM192 18V17H191ZM205 18V17H204ZM215 18V17H214ZM215 18V19H216ZM218 18H220L219 20H222L221 19V17H218ZM227 18V17H226ZM233 18V17H232ZM242 18H243V16H242ZM263 19H264V17H262ZM45 19V18H44ZM60 19H61V17H60ZM64 19V18H63ZM62 19V20H63ZM136 19H138V18H136ZM175 19V18H174ZM185 19V18H184ZM193 19V18H192ZM195 19V18H194ZM210 19V18H209ZM224 19V18H223ZM238 19V18H237ZM252 19H254L255 20V18L253 17ZM257 19H259V17L257 18ZM2 20V19H1ZM13 20H16V19H13ZM47 20H49L50 22H51V19H47ZM54 20V19H53ZM53 20H52V24H54L53 23ZM57 20V19H56ZM59 20V19H58ZM57 20V21H58ZM206 20V19H205ZM218 20V19H217ZM225 20V19H224ZM228 20H230L229 18H228ZM239 20H241L240 18H239ZM243 20V19H242ZM247 20V19H246ZM250 20V19H249ZM24 21V20H23ZM60 21V20H59ZM59 21H58V23H59ZM66 20L64 19V21L63 22H65ZM212 21V20H211ZM236 21V20H235ZM245 21V20H244ZM264 21V20H263ZM259 22V21H257L256 20V22L258 23H264V22ZM1 22V21H0ZM54 22H55V20H54ZM62 21H60V23H61ZM63 22H62V24H63ZM209 22V21H208ZM215 22V21H214ZM217 22V21H216ZM226 22V21H225ZM230 22V21H229ZM238 22V21H237ZM247 22V21H246ZM245 22V23H246ZM3 23V22H2ZM1 23V24H2ZM9 23H11V22H9ZM12 23H13V21H12ZM23 23V22H22ZM25 23V22H24ZM27 23V22H26ZM144 23V22H143ZM148 23V22H147ZM206 23V22H205ZM219 23H221V22H219ZM223 23V22H222ZM233 23L235 24V22L233 21ZM248 23V22H247ZM247 23H246V26H248L249 24H250V22H249V24L247 25ZM253 24L255 23V22H252ZM18 24V23H17ZM29 24V23H28ZM27 24V26H29ZM62 24H60L61 26H62ZM66 24H67V21H66ZM65 24V25H66ZM144 24H146V23H144ZM143 24V25H144ZM150 24V23H149ZM154 24V23H153ZM188 24H189V22H188ZM211 24H213V23H211ZM215 24H217V23H215ZM225 24V23H224ZM223 24V25H224ZM4 25V24H3ZM5 25L7 26V24L5 23ZM19 25V24H18ZM33 25V24H32ZM34 25H36V24H34ZM38 25V24H37ZM36 25V26H37ZM55 25V24H54ZM53 25V26H54ZM57 25V24H56ZM59 25V24H58ZM57 25V26H58ZM59 25V26H60ZM68 25H69V22H68ZM148 25V24H147ZM190 25V24H189ZM207 25V24H206ZM228 25H230V24H228ZM233 25V24H232ZM244 26H245V24H243ZM242 25V29H243V26ZM261 25V24H260ZM259 25V26H260ZM264 25V24H263ZM15 26H17V25H15ZM20 26V25H19ZM26 26V27H27ZM35 26V27H36ZM52 26V25H51ZM58 26V27H59ZM67 26V25H66ZM178 26V25H177ZM186 26H188V25H186ZM212 26V25H211ZM219 26H220V24H219ZM236 26V25H235ZM238 26V25H237ZM21 27V26H20ZM23 27V26H22ZM21 27V29H22V31H23V28ZM57 27V28H58ZM67 27H69V26H67ZM145 27V26H144ZM148 27V26H147ZM189 27V26H188ZM204 27H205V25H204ZM210 27V26H209ZM217 27V26H216ZM225 27V26H224ZM239 27H240V25H239ZM250 27H252V26H250ZM256 27V26H255ZM52 28V27H51ZM50 28V29H51ZM61 28V27H60ZM64 28V30H62V32H64L65 31V28L66 27H63L62 26V29ZM150 28V27H149ZM196 28V27H195ZM198 28V27H197ZM212 28V27H211ZM219 28V27H218ZM241 28V27H240ZM247 28V27H246ZM245 28V29H246ZM253 28H254V26H253ZM3 29H4V26H3ZM3 29H1V30H3ZM29 29V28H28ZM67 29V28H66ZM69 29H70V27H69ZM166 29V28H165ZM214 29V28H213ZM226 29V30H225ZM225 29H220V30H214V31H212V30H210V32H214V34H216L217 35V37H218V42L217 43H219V40H220V46H219V51L220 52H222V54L224 55V60H223V57H222V62H221V64H220V66L219 67H221L220 69H219V71L218 72H210V71H208V73H206V74H204V76H202V74H203V72H204V70H203V60H204V58L205 59H207V55H209L208 54V50H207V47H209V45L207 44V43H205V42H203V39L205 38V37H203L202 39L200 38L199 40H202V41H199V40H197L196 38H198V37H196L195 39H193V37H195V36H193V37H190L189 39H187V40H185L184 42H182L183 44H181V48L183 49V50H181V51H185L186 52V56H188L189 58H187L190 62H191V65L194 67L193 69V71H195L196 72V70L195 69H197L198 71V73H199V71L202 73H200L201 75H199L198 74V77H196V75H197V73H196V75H194L195 74V72H194V74H193V77H196V79L194 78V79H192V81H193V83H195L194 84V88H198V89H201V91L203 92L202 94H205V96L207 97V101L209 102V105H210V109H212L213 111H215L216 112V114H219L220 116H224L225 118H227V119H230V120H232V122H236V124H241L245 129H247V131L248 132H251V133H253V135L255 134V132L256 131H253V129H257V131L259 130V126L256 124V125H250V124H252L251 123V121H250V118H252L253 120H254V117H250V115H249V117L250 118H248V115H246L245 113H242V112H240L239 111V107H240V104L239 103H237L236 102V99L237 98H239V95H233V96H231L230 95V101L229 102H227V101H220L219 99H216L215 97H213V93H212V91L210 90L211 88L212 89H219L221 92H223L224 94H228V91L229 92H231V90L232 89H234L235 90V88L239 85V82L241 81V80H244V79H246V80H252V79H254L255 77L257 78L258 77V75H259V73L261 72V71H263L264 70V51H259V50H257L256 48H257V46H256V48H255V45H254V48H251V47H253V46H250V44L248 43V44H239L238 43V41L236 40V38H237V35H239V36H241L240 34H238L241 30L240 29H238L237 27L236 28H234V29H229V28H225ZM249 29V28H248ZM248 29H247V31L246 32H248ZM256 29H257V27H256ZM261 29V28H260ZM263 29V28H262ZM14 30V29H13ZM19 30L20 29H18V32H19ZM25 30V29H24ZM39 30V29H38ZM37 30V31H38ZM54 30V29H53ZM52 30V31H53ZM57 30V29H56ZM68 30V29H67ZM199 30V29H198ZM251 30V29H250ZM254 30V29H253ZM9 31V30H8ZM10 31H11V29H10ZM58 31H60V29H58ZM257 31V30H256ZM259 31V30H258ZM1 32V31H0ZM13 33H14V31H12ZM39 32V31H38ZM56 32V31H55ZM55 32H53V33H55ZM61 32V31H60ZM61 32V33H62ZM193 32V31H192ZM209 32V33H210ZM249 32H252L253 33V31L251 30V31H249ZM255 32V31H254ZM261 32V31H260ZM263 32H264V30H263ZM262 32V33H263ZM10 33V32H9ZM31 33H33V32H31ZM53 33H52V35H53ZM242 33L244 34L245 32H243L242 31ZM251 33V34H252ZM259 33V32H258ZM262 33H260V35L262 34ZM2 34V33H1ZM15 34V33H14ZM13 34V35H14ZM19 34V33H18ZM41 34V33H40ZM44 34H46L45 32H44ZM58 34V33H57ZM56 34V35H57ZM66 34H68V32L67 33H65L64 35L66 36ZM198 34V33H197ZM197 34H195V35H197ZM211 34V33H210ZM214 34H212V36L214 35ZM243 34H242V36H243ZM250 34V35H251ZM256 34V33H255ZM8 35V34H7ZM22 35V34H21ZM30 35V34H29ZM33 35H35V33L33 34ZM175 35V34H174ZM249 35V34H248ZM253 35V34H252ZM256 35H258V34H256ZM259 35V36H260ZM263 35V34H262ZM6 36V35H5ZM15 36V35H14ZM24 36H25V33H24ZM28 36V35H27ZM31 36V35H30ZM40 36V35H39ZM58 36V35H57ZM205 36V35H204ZM215 36V35H214ZM238 36V37H239ZM253 36H255V35H253ZM252 36V37H253ZM264 36V35H263ZM4 37V36H3ZM7 38H8V36H6ZM6 37H4V38H6ZM32 37V36H31ZM38 37V36H37ZM61 37V36H60ZM62 37H64V36H62ZM67 37H69V34L67 35ZM66 37V38H67ZM162 37V36H161ZM160 37V38H161ZM216 36L215 37H213L214 39L215 38H217ZM246 37V36H245ZM251 37V36H250ZM11 38V37H10ZM20 38H21V36H20ZM40 38H42V37H40ZM45 38V37H44ZM47 38V37H46ZM45 38V39H46ZM54 38V37H53ZM72 38V37H71ZM163 38V37H162ZM208 38V37H207ZM240 38V37H239ZM242 38H244V37H241L240 39L242 40ZM246 38H248V37H246ZM29 39V38H28ZM44 39V40H45ZM56 39V38H55ZM58 39V38H57ZM61 39V38H60ZM64 39V38H63ZM73 39V38H72ZM167 39H169V38H167ZM209 39V38H208ZM210 39H212V38H210ZM39 40V39H38ZM50 40V39H49ZM48 40V41H49ZM66 40V39H65ZM68 40V39H67ZM162 41V39H158V41ZM165 40H166V37H165ZM239 40V39H238ZM245 40V39H244ZM256 40V39H255ZM254 40V41H255ZM2 41V40H1ZM3 41H4V39H3ZM2 41V42H3ZM11 41V40H10ZM31 41V40H30ZM43 41V40H42ZM42 41H41V43H42ZM75 41V40H74ZM73 41V42H74ZM81 41V40H80ZM208 41V40H207ZM7 42H8V40H7ZM37 42V41H36ZM72 42V40L69 42L70 44H72L71 43ZM75 42H77V41H75ZM79 42V41H78ZM86 42V41H82L81 43H80V45H83L84 43ZM87 42H89V41H87ZM157 42V41H156ZM169 43H170V41H168ZM167 42V43H168ZM211 42H213V40H211ZM214 42H216V40L214 41ZM240 42V41H239ZM248 42H249V40H248ZM252 42V41H251ZM257 42V41H256ZM1 43V42H0ZM5 43V42H4ZM15 44H16V47H18V49L20 50V48H21V51L23 50V44L22 43H20L16 38H15V42H14ZM13 43V44H14ZM30 43V42H29ZM28 43V44H29ZM33 43V42H32ZM52 43V42H51ZM55 43V42H54ZM79 43H76V44H78L79 45ZM161 43H164V38H163V42H161ZM241 43V42H240ZM245 43H247L246 41H245ZM262 43V45H263V42H261ZM11 44V43H10ZM9 44V45H10ZM35 44V43H34ZM45 44V43H44ZM46 44L48 45V43L46 42ZM56 44H58V43H56ZM60 45H61V43H59ZM73 44H75V43H73ZM75 44V45H76ZM208 46H207V45ZM252 44H254V43H252ZM2 45H3V43H2ZM1 45V46H2ZM46 45V46H47ZM77 45V46H78ZM88 45V44H87ZM91 45V44H90ZM93 45V44H92ZM215 45V44H214ZM257 45H259V44H257ZM13 46V45H12ZM37 46H39V45H37ZM53 46V45H52ZM62 46V45H61ZM85 46V45H84ZM173 46H174V44H173ZM175 46H177V45H175ZM261 45H259V47H260ZM16 47H15V50H16ZM34 47V46H33ZM40 47V46H39ZM38 47V48H39ZM44 47V46H43ZM54 47V46H53ZM53 47H52V49H53ZM56 47V46H55ZM54 47V48H55ZM59 47V46H58ZM58 47H56V48H58ZM68 47V46H67ZM73 47V46H72ZM90 47V46H89ZM88 47V48H89ZM92 47V46H91ZM211 47V46H210ZM209 47V48H210ZM213 47V46H212ZM212 47H211V49H212ZM5 48H6V46H5ZM8 48V47H7ZM35 48H36V46H35ZM77 48V47H76ZM81 48V46L79 47V49ZM86 48V46L84 47V49ZM177 48H179L178 46H177ZM208 48V49H209ZM261 49L262 48H264V47H260ZM2 49V48H1ZM14 49V48H13ZM27 49V48H26ZM30 49H31V47H30ZM29 49V50H30ZM37 49V48H36ZM41 49V48H40ZM39 49V50H40ZM48 49V48H47ZM60 49V48H59ZM58 49V50H59ZM63 50H64V48H62ZM65 49H66V47H65ZM73 49H75V48H73ZM79 49H78V51H79ZM82 49V48H81ZM87 49V48H86ZM85 49V50H86ZM90 49V48H89ZM94 49V48H93ZM130 49H131V47H130ZM214 49V48H213ZM256 51H255V50ZM8 50V49H7ZM7 50H6V52H7ZM9 50H11L10 48H9ZM14 50V51H15ZM25 50V49H24ZM32 50V49H31ZM61 50V49H60ZM59 50V51H60ZM85 50H83L82 49V51H83V56H85L84 55V51ZM92 50V49H91ZM90 50V51H91ZM100 50V49H99ZM132 51H133V49H131ZM180 50V49H179ZM210 50V49H209ZM4 51V50H3ZM13 51V50H12ZM36 51V50H35ZM53 51H55V50H53ZM58 51V52H59ZM77 51V52H78ZM81 51V50H80ZM86 52V53H92V52ZM104 51V50H103ZM106 51H108V50H106ZM111 51V50H110ZM114 51V50H113ZM211 51V50H210ZM215 51H217V50H215ZM214 51V52H215ZM16 52V51H15ZM24 52V51H23ZM27 52H29V51H27ZM60 52H62L61 54H64V52L63 51H60ZM94 52V54H95V52H98V51H93ZM99 52H101V53H99V57H100V54H102L101 56H103V53H102V49L99 51ZM135 52V51H134ZM139 52V51H138ZM35 53V52H34ZM37 53V52H36ZM105 53V52H104ZM111 53V52H110ZM118 53H120V52H118ZM211 53V52H210ZM216 53V52H215ZM1 54V53H0ZM10 54V53H9ZM28 54V53H27ZM56 54H57V52H56ZM60 54V53H59ZM58 54V55H59ZM60 54V55H61ZM90 54H87V55H90ZM98 54V53H97ZM107 54V53H106ZM108 54H109V51H108ZM123 54V53H122ZM125 54H126V52H125ZM131 54V53H130ZM148 54V53H147ZM3 55H5V54H3ZM3 55L1 56L0 55V57H2L3 58ZM33 55V54H32ZM36 55V54H35ZM66 55H68V54H66V52H65V57H66ZM70 55H72V54H70ZM80 55H81V53H80ZM114 55H120V54H114ZM113 54H112V56H114ZM134 55V54H133ZM141 55V54H140ZM212 55V54H211ZM213 55H215V54H213ZM13 56V55H12ZM23 56H24V54H23ZM53 56V55H52ZM74 56V55H73ZM71 57V56H69L68 55V57H71L70 59H73L74 57ZM96 56V55H95ZM121 57L123 56V55H120ZM119 56V57H120ZM6 57V56H5ZM14 57V56H13ZM16 57H18V56H16ZM32 57V56H31ZM62 57H64V55H62ZM68 57L66 58V62L65 63H68V64H66L65 65V63H64V66L62 67V64H61V67H59L60 69L58 70V71H54L55 73H53L46 81H45V85H44V87L42 88V90L37 94V96L36 97H33V98H31L30 99V101H29V108L30 109H32V110H30V111H33V110H40L41 112H40V114L38 115V116H40L41 118H42V123L41 124H39L38 123V125H35L37 128L35 129V130H31V128L34 126V124H32L31 126H29L30 127V130L31 131H35L34 133H36V131H38L39 133H43V135H44V137L46 136V137H48L49 139H51L52 141H55L56 143H57V141H58V144H56V146H53L52 147V145H51V143H49L50 144V146L52 147L51 149H53V148H55L56 147V149H54V151L52 152V154L54 153V155H56V154H58V152H59V154H60V158H58V160L59 159H61V165H60V168H59V165H57L56 166V168L58 167V169H55V166H54V169L58 172V170H59V172H60V176H61V182H62V178H63V173H66L67 171L69 172V170H67V169H69L70 167L69 166H67V162L69 161V159H70V157L72 156L71 155V151L69 152L66 148H68V146L66 147V145H68L67 143H66V141L68 140V141H70L69 139H67L66 140V138L69 136V134H70V131H68V129L70 128V126H69V128L67 127V129L65 128L66 126V118H68L67 117V113L68 112H66V110H68L67 108L68 107H70L71 108V106H72V102H73V100H75L76 98H80L81 96H83L85 93L86 94H88L87 92H88V90L89 89H91V91L92 92H96L95 90H92V89H95V88H92V87H96V85L95 86H93L94 85V79L97 81V77H99V76H95L96 74H99V73H96L95 74V72L97 71V69L95 70L93 67H92V65H95V64H93V62H91L90 63V61L89 60H87L86 58L84 59V57H82V55H81V57L83 58V59H81V60H77L76 62H73V61H71V62H73V63H70V60L68 59ZM79 57V56H78ZM119 57H117V58H119ZM128 57V56H127ZM212 57V56H211ZM210 56H209V58H211ZM28 58V57H27ZM29 58H30V56H29ZM37 58V57H36ZM76 58V57H75ZM80 58V57H79ZM78 58V59H79ZM95 58V57H94ZM93 58V59H94ZM105 58H107V57H105L104 56V58L103 59H105ZM111 56L109 57L108 56V60H110V61H112L111 59H113L114 60V57H112L111 59ZM116 58V57H115ZM149 58H150V56H149ZM214 58H216V57H214ZM19 59V58H18ZM17 59V60H18ZM26 59V58H25ZM69 60V62H67L68 60ZM91 59V58H90ZM99 59V58H98ZM106 59V60H107ZM122 59H123V57H122ZM129 59V58H128ZM7 59L5 58V61H6ZM29 60V59H28ZM34 60V59H33ZM32 60V61H33ZM57 60H59V58L57 59ZM57 60H55V61H57ZM60 60H62V59H60ZM63 60H65V58H63ZM97 60V59H96ZM96 60H95V62H96ZM101 60H102V58H101ZM105 60V61H106ZM137 60H138V58H137ZM144 60V59H143ZM146 60V59H145ZM209 60V59H208ZM212 60V59H211ZM210 60V61H211ZM221 60H218V61H221ZM14 61V60H13ZM24 61H26V60H24ZM31 61V60H30ZM53 61H54V59H53ZM52 61V62H53ZM99 61V60H98ZM97 61V62H98ZM102 61H104V60H102ZM102 61H101V63H102ZM116 61H118V60H116ZM126 61V60H125ZM129 61V60H128ZM136 61V60H135ZM148 61V60H147ZM156 61V60H155ZM19 62V61H18ZM59 62V61H58ZM57 62V63H58ZM62 62V61H61ZM114 62V61H113ZM120 62V61H119ZM119 62H118V64L117 63H115L116 64V66L118 65L119 66ZM151 62V61H150ZM165 62V61H164ZM23 63V62H22ZM26 63V62H25ZM60 63V62H59ZM58 63V64H59ZM100 63V62H99ZM99 63H98V65H99ZM108 63H110V62H108ZM112 63V62H111ZM110 63V64H111ZM121 63H122V61H121ZM125 63V62H124ZM143 63V62H142ZM149 63V62H148ZM160 63H161V61H160ZM4 64V63H3ZM17 64V63H16ZM20 64V63H19ZM27 64V63H26ZM29 64V63H28ZM32 64V63H31ZM53 64V63H52ZM51 64V65H52ZM102 64H105V63H102ZM113 64V63H112ZM112 64H111V66H112ZM114 64V65H115ZM136 64V63H135ZM140 63H138V65H139ZM147 64V63H146ZM215 64V63H214ZM1 65V64H0ZM33 65H34V63H33ZM37 65V64H36ZM56 65V64H55ZM97 64H96V66H98ZM101 65V64H100ZM113 65V66H114ZM148 65V64H147ZM149 65H151V64H149ZM160 65V64H159ZM165 65V64H164ZM3 66V65H2ZM16 66V65H15ZM53 66V65H52ZM104 66V65H103ZM108 66V65H107ZM110 66V65H109ZM110 66V67H111ZM121 66H122V64H121ZM141 66V65H140ZM144 66V65H143ZM191 66V67H192ZM209 66V65H208ZM207 66V67H208ZM4 67H5V65H4ZM17 67H18V65H17ZM22 67V66H21ZM26 67V66H25ZM31 67V66H30ZM55 67V66H54ZM53 67V68H54ZM104 67H106V66H104ZM104 67H101L100 66V68H104ZM146 67V66H145ZM156 67V66H155ZM159 67V66H158ZM163 67V66H162ZM16 68V67H15ZM23 68V67H22ZM37 68V67H36ZM57 68V67H56ZM55 68V69H56ZM113 68V67H112ZM116 68V67H115ZM160 68V67H159ZM209 68H210V66H209ZM218 68V67H217ZM29 69V68H28ZM110 69V68H109ZM158 69V68H157ZM161 69V68H160ZM167 69H169V68H167ZM173 69V68H172ZM215 69H216V66H215ZM10 70V69H9ZM24 70V69H23ZM32 70V69H31ZM52 70H54V69H52ZM94 70H95V72H94ZM98 70H101V69H98ZM111 70V69H110ZM114 70V69H113ZM149 70V69H148ZM152 70V69H151ZM192 70V69H191ZM208 70V69H207ZM2 71H4V70H2ZM38 70H36L35 72H37ZM105 71V70H104ZM104 71H99L100 72V74H103L102 72H104ZM107 71H109L108 70V68H107ZM115 71V70H114ZM147 71V70H146ZM150 71V70H149ZM7 72V71H6ZM9 72V71H8ZM11 72V71H10ZM13 72V71H12ZM98 72V71H97ZM111 72V71H110ZM113 72V71H112ZM145 72V71H144ZM154 72V71H153ZM164 72V71H163ZM175 72V71H174ZM26 73V72H25ZM38 73V72H37ZM46 73V72H45ZM106 73V72H105ZM148 73V72H147ZM151 73V72H150ZM161 73V72H160ZM217 73V75H215ZM95 74V75H94ZM112 73H110V75H111ZM149 74V73H148ZM158 74H159V71H158ZM171 74V73H170ZM17 75L18 74H16V77H17ZM32 75V74H31ZM46 75V74H45ZM104 75V74H103ZM107 77H108V75H109V72H107ZM146 75V74H145ZM150 75V74H149ZM160 75V74H159ZM166 75V74H165ZM5 76H7V75H5ZM11 76H12V74H11ZM21 76V75H20ZM39 76V75H38ZM172 76V75H171ZM110 77L111 76H109L108 78V80H110ZM146 77V76H145ZM150 77V76H149ZM155 77V76H154ZM158 77V76H157ZM8 78V77H7ZM27 78V76L25 77V79ZM29 78V77H28ZM37 78V77H36ZM99 78H101V77H99ZM112 78V77H111ZM147 78H148V76H147ZM152 78V77H151ZM166 78V77H165ZM206 78V79H205ZM248 78V79H247ZM2 79V78H1ZM4 79V78H3ZM9 79V78H8ZM11 79V78H10ZM18 79V78H17ZM29 79H31V78H29ZM38 79V78H37ZM39 79H40V77H39ZM149 79V78H148ZM147 79V80H148ZM153 79V78H152ZM161 79H162V76H161ZM19 80H20V78H19ZM34 80V79H33ZM100 80V79H99ZM103 80H104V78H102V82H103ZM154 80V79H153ZM207 80V81H206ZM15 81V80H14ZM13 81V82H14ZM96 81H95V84H96ZM105 81V83H106V80H104ZM151 81V80H150ZM40 82V81H39ZM39 82L37 81V83L39 84ZM156 82V81H155ZM157 82H158V80H157ZM160 82V81H159ZM162 82V81H161ZM245 82V81H244ZM243 82V83H244ZM9 83V82H8ZM18 83H19V81H18ZM32 83V82H31ZM43 83V82H42ZM98 83H100V86H101V81H99ZM104 83V82H103ZM109 83H111V81L109 82ZM248 83H249V81H248ZM7 84V83H6ZM20 84V83H19ZM18 84V85H19ZM22 84H23V82H22ZM30 84V83H29ZM35 83H33V85H34ZM160 84V83H159ZM245 84V83H244ZM41 85V84H40ZM207 85H210V87L208 86L207 87ZM241 85V84H240ZM27 86V85H26ZM103 86V85H102ZM105 86H107V85H105ZM105 86H104V91H105ZM196 86V87H195ZM2 87V86H1ZM14 87V86H13ZM33 87V86H32ZM108 87H110V86H107V88ZM205 87V88H204ZM239 87V86H238ZM14 88H16V87H14ZM102 88V87H101ZM207 88H208V90H207ZM210 88V89H209ZM2 89V88H1ZM20 89H21V86H20ZM28 89V88H27ZM36 89V87L34 88V90ZM97 91H99V86L97 87ZM205 89V90H204ZM26 90V89H25ZM40 90V89H39ZM102 90H103V88H102ZM141 90V89H140ZM197 90V89H196ZM204 90V91H203ZM234 90H233V92H234ZM6 91V90H5ZM31 91V90H30ZM90 91V92H91ZM107 91V90H106ZM125 91V90H124ZM143 91V90H142ZM198 91V90H197ZM101 92V91H100ZM99 92V93H100ZM1 93V92H0ZM124 93V92H123ZM122 93V94H123ZM126 93V92H125ZM133 93H134V91H133ZM147 93H149V92H147ZM4 94V93H3ZM12 94V93H11ZM91 93H89V95H90ZM95 94V93H94ZM98 94V93H97ZM129 94H130V92H129ZM136 94V93H135ZM135 94H133V95H135ZM201 94V95H202ZM230 94V93H229ZM89 95H88V97H89ZM92 95H93V93H92ZM91 95V96H92ZM126 95H127V93L125 94V99H127L126 98ZM200 95V94H199ZM200 95V96H201ZM6 97H7V95H5ZM19 96V95H18ZM94 96V95H93ZM97 96V95H96ZM99 96V95H98ZM100 96H101V93H100ZM131 96H132V94H131ZM138 96V95H137ZM145 96V95H144ZM204 96V95H203ZM202 96V100H204V97ZM2 97V96H1ZM13 97V96H12ZM15 97V96H14ZM20 97V96H19ZM87 97V96H86ZM87 97V98H88ZM122 97H124V95H122ZM130 97V96H129ZM133 97V96H132ZM142 97V96H141ZM179 97V96H178ZM205 97V98H206ZM5 98V97H4ZM79 98H78V100H79ZM85 98V97H84ZM92 98H95V97H91L90 99H92ZM152 98V97H151ZM158 98V97H157ZM12 99H14V98H12ZM17 99V98H16ZM81 99V98H80ZM124 99V100H125ZM133 99H134V97H133ZM136 99H137V97H136ZM148 99V98H147ZM156 99V98H155ZM225 99V98H224ZM18 100H19V98H18ZM26 99H24V101H25ZM77 100V101H78ZM82 100V99H81ZM81 100H79L80 102H81ZM87 100H89V99H87ZM87 100H86V102H87ZM93 100V99H92ZM97 100V99H96ZM130 100V99H129ZM138 100V105H139V99H137ZM143 100H144V98H143ZM159 100V99H158ZM157 100V101H158ZM28 101V100H27ZM26 101V102H27ZM76 101V102H77ZM85 101V100H84ZM84 101H83V103H84ZM90 101V100H89ZM88 101V102H89ZM150 101V100H149ZM242 101V100H241ZM2 102V101H1ZM122 102H124V101H122ZM130 102V101H129ZM128 102V103H129ZM134 102V101H133ZM143 102V101H142ZM243 102V101H242ZM79 103V102H78ZM77 103V104H78ZM132 103V102H131ZM135 103V102H134ZM144 103H146L145 102V100H144ZM152 103V102H151ZM183 103V102H182ZM181 103V104H182ZM17 104V103H16ZM73 104H76V103H73ZM76 104V105H77ZM82 104V103H81ZM137 104V103H136ZM135 104V105H136ZM140 104H142V103H140ZM150 104V103H149ZM155 104V103H154ZM2 105V104H1ZM26 105V104H25ZM75 105V106H76ZM144 105V104H143ZM146 105H148V104H146ZM159 105V104H158ZM5 106H6V104H5ZM19 106H20V103H19ZM75 106L73 105V109H75ZM78 106V105H77ZM80 106V105H79ZM126 106V105H125ZM128 106V105H127ZM130 106H133V105H131L130 104ZM140 106V105H139ZM150 106V105H149ZM154 106V105H153ZM163 106V105H162ZM143 107V106H142ZM160 107H161V105H160ZM159 107V108H160ZM180 107H181V105H180ZM2 108V107H1ZM7 108H8V106H7ZM19 108V107H18ZM82 108V107H81ZM119 108V107H118ZM121 108H122V104H121ZM136 108H138V107H136ZM135 108V109H136ZM149 108V107H148ZM148 108H147V110H148ZM9 109H10V107H9ZM12 109H14V108H12ZM28 109V108H27ZM124 109H125V107H124ZM126 109H127V107H126ZM134 108H132V110H133ZM134 109V110H135ZM140 109V108H139ZM144 109H145V107H144ZM144 109H142V111L144 110ZM157 109H158V107H157ZM162 109V108H161ZM178 109H180L179 108V105H178ZM78 110H81L80 108H78ZM123 110V109H122ZM121 110V111H122ZM129 110H130V107H129ZM155 110V109H154ZM159 110V109H158ZM157 110V111H158ZM184 110V109H183ZM5 111V110H4ZM11 111V110H10ZM26 112H27V110H25ZM74 111V110H73ZM75 111H76V109H75ZM74 111V112H75ZM120 111V112H121ZM124 111V110H123ZM138 111V110H137ZM146 111V110H145ZM150 111H152V110H150ZM149 111V112H150ZM34 112V111H33ZM38 112V111H37ZM71 112V111H70ZM77 113H78V111H76ZM124 112H126V110L124 111ZM132 113H133V111H131ZM135 112V111H134ZM148 112V113H149ZM155 112V111H154ZM161 111H159V113H160ZM165 112V111H164ZM178 112V111H177ZM180 112H182V111H180ZM245 112V111H244ZM12 113V112H11ZM35 113V112H34ZM34 113H32L33 115H34ZM72 113V112H71ZM79 113H80V111H79ZM82 113H83V110H82ZM130 113V112H129ZM139 113V112H138ZM140 113H141V111H140ZM139 113V114H140ZM158 113V112H157ZM166 113V112H165ZM30 114V113H29ZM75 114V113H74ZM123 113H121V115H122ZM126 114V113H125ZM131 114V113H130ZM137 114V113H136ZM144 114V113H143ZM161 114V113H160ZM182 114V113H181ZM16 115H18V114H16ZM31 115V114H30ZM35 115H36V113H35ZM71 115H73V114H71ZM71 115H68L69 116V118L71 117ZM157 115V114H156ZM177 115V114H176ZM3 116V115H2ZM21 116V115H20ZM74 116H76V115H74ZM127 116H129V115H127ZM140 116H142L141 114H140ZM150 116H153V112H152V115H150ZM149 116V117H150ZM15 117V116H14ZM29 117V116H28ZM37 117V116H36ZM35 117V118H36ZM40 117H39V119H40ZM81 117H83L82 116V114H81ZM125 117V116H124ZM131 117V116H130ZM132 117H135L134 116V114L132 115ZM137 117V116H136ZM144 117V116H143ZM147 117V116H146ZM145 117V118H146ZM153 117H156V116H153ZM178 117H179V115H178ZM11 118V117H10ZM9 118V119H10ZM13 118V117H12ZM33 117L31 116V120H32V122H34V123H37L36 122V120L35 121H33V119H32ZM68 118V119H69ZM77 119L79 118V117H76ZM161 118V117H160ZM164 118V117H163ZM202 118V117H201ZM247 118H248V120L250 121H248L249 122V125L248 124H246V122H247ZM257 118H259L260 119V117H258L257 116ZM256 118V119H257ZM1 119V118H0ZM8 119V120H9ZM16 119V118H15ZM14 119V120H15ZM37 119V118H36ZM39 119H37V120H39ZM71 119H75L74 117H71ZM81 119V118H80ZM136 119V118H135ZM139 119H141V117L139 118ZM138 119V120H139ZM171 119V118H170ZM176 119V118H175ZM184 118H182V120H183ZM186 119V118H185ZM255 119V120H256ZM76 120V119H75ZM79 120V119H78ZM137 120V119H136ZM137 120V121H138ZM145 120V119H144ZM160 120V119H159ZM158 120V121H159ZM163 120V119H162ZM254 120V121H255ZM4 121V120H3ZM12 121V120H11ZM27 121V120H26ZM30 121V120H29ZM29 121H28V124H29ZM40 121V120H39ZM69 121H72V123H73V120H69ZM143 121V120H142ZM142 121H141V123H142ZM147 121H148V118H147ZM152 121H154L153 119H152ZM163 121H166L165 119L163 120ZM189 121V120H188ZM203 121H204V119H203ZM254 121H252V122H254ZM9 122V121H8ZM31 122V123H32ZM78 122V121H77ZM76 122V123H77ZM169 122H170V120H169ZM179 122V121H178ZM194 122V121H193ZM192 122V123H193ZM247 122V123H248ZM5 123V122H4ZM68 123H71V122H68ZM74 123H75V121H74ZM80 123V122H79ZM79 123L76 125V126H78L79 125ZM81 123H83V121L81 122ZM80 123V124H81ZM157 123V122H156ZM163 123V122H162ZM165 123V122H164ZM163 123V124H164ZM172 123V122H171ZM177 123V122H176ZM186 123V122H185ZM196 123V122H195ZM204 123V122H203ZM9 124V123H8ZM27 124V123H26ZM88 124V123H87ZM93 124V123H92ZM92 124H89L90 126L88 127V130L89 129H91L92 127H91V125ZM150 124V123H149ZM175 124V123H174ZM174 124H173V126H174ZM178 124H180V123H178ZM184 124V123H183ZM197 124V123H196ZM4 125V124H3ZM10 125V124H9ZM42 125V126H41ZM69 125V124H68ZM82 125H84V123L82 124ZM140 125V124H139ZM143 125V124H142ZM152 125H153V123H152ZM161 126H162V124H160ZM206 125V124H205ZM204 125V126H205ZM225 125V124H224ZM229 125V124H228ZM71 126L73 127V124H71ZM80 126V125H79ZM79 126H78V129H79ZM94 126V125H93ZM154 126H155V124H154ZM159 126V125H158ZM176 126V125H175ZM193 126H194V124H193ZM198 126H199V124H198ZM198 126H196V127H198ZM203 126V125H202ZM27 127V126H26ZM28 127V128H29ZM82 127V126H81ZM85 127H86V125H85ZM91 127V128H90ZM96 127V126H95ZM153 127V126H152ZM169 127V126H168ZM23 128H24V126H23ZM27 128V129H28ZM35 128V127H34ZM97 128V127H96ZM149 128V127H148ZM158 127H156V129H157ZM165 128V127H164ZM185 128V127H184ZM183 128V129H184ZM227 128V127H226ZM11 129V128H10ZM15 129H16V127H15ZM72 129V128H71ZM70 129V130H71ZM75 128H73V130H74ZM77 129V128H76ZM84 129H87V128H83L82 130H84ZM95 129V128H94ZM99 129V128H98ZM197 129V128H196ZM204 129V128H203ZM227 129H232V130H234L235 132H237V130L235 129V128H233V127H228ZM20 130V129H19ZM26 130V129H25ZM25 130H23L24 132H26ZM30 130L29 131H27V132H30ZM81 130V129H80ZM22 131V132H23ZM85 131V130H84ZM83 131V132H84ZM87 131V130H86ZM85 131V132H86ZM93 131H95V130H93ZM93 131H92V133H93ZM96 131H97V133L99 134V132L98 131H100V130H97L96 129ZM171 131V130H170ZM21 132V133H22ZM75 132V131H74ZM105 132V131H104ZM183 132V131H182ZM189 132V131H188ZM32 133V132H31ZM78 133H79V131H78ZM90 132H87V136H88V134H89ZM95 133V132H94ZM106 133V132H105ZM172 133V132H171ZM175 133V132H174ZM192 133V132H191ZM8 134V133H7ZM18 134V133H17ZM109 134L110 133H108V136H109ZM142 134V133H141ZM262 134V133H261ZM0 135H1V133H0ZM92 135V134H91ZM97 135V134H96ZM100 135V134H99ZM102 135V134H101ZM100 135V136H101ZM174 135V134H173ZM182 135V134H181ZM186 135V134H185ZM195 135V134H194ZM38 136L39 135H37V137L36 138H38ZM70 136H72V134L70 135ZM77 136V135H76ZM80 136V135H79ZM78 136V137H79ZM86 136V134H85V137H87ZM89 136H90V134H89ZM94 136V135H93ZM98 136V135H97ZM105 136V135H104ZM192 135H190V137H191ZM7 137V136H6ZM14 137V136H13ZM25 137V136H24ZM24 137H22L23 139H24ZM29 137V136H28ZM41 137H42V135H41ZM45 137V138H46ZM81 137V136H80ZM91 137V136H90ZM95 138H97L96 136H94ZM107 137V136H106ZM110 137V136H109ZM175 137V136H174ZM179 137V136H178ZM15 138V137H14ZM17 138V137H16ZM30 138V137H29ZM28 138V139H29ZM35 138V137H34ZM35 138V140L37 141V139ZM48 138H46V139H48ZM72 138V137H71ZM77 138V137H76ZM75 138V139H76ZM83 138H84V136H83ZM100 137H98V140H101L102 138H100ZM112 138V137H111ZM189 138V137H188ZM193 138V137H192ZM205 138V137H204ZM2 139V138H1ZM18 139V138H17ZM31 139H33V137L31 138ZM31 139H29V140H27L28 142L29 141H31ZM39 139V138H38ZM41 139V138H40ZM39 139V140H40ZM78 139V138H77ZM92 139V138H91ZM194 139V138H193ZM201 139V138H200ZM208 139H209V137H208ZM19 140H21V139H18V141ZM34 140V139H33ZM35 140L33 141V143H35V145L37 144L36 142H35ZM42 140V139H41ZM104 139H102V141H103ZM112 140V139H111ZM17 141V140H16ZM16 141H11V142H13L12 144L14 145V142H16ZM22 141V140H21ZM44 141H45V139H44ZM47 141V140H46ZM96 141V140H95ZM113 141V140H112ZM202 141V140H201ZM8 142V141H7ZM11 142H9V143H11ZM24 142H25V140H24ZM24 142H22V143H24ZM49 142V141H48ZM72 142H73V139H72ZM75 142H76V140H75ZM78 142H81V141H78ZM90 142V141H89ZM208 142H209V140H208ZM211 142V141H210ZM244 142H245V140H244ZM249 142V141H248ZM246 143V145H247V149L249 150V153H248V157L246 156V157H243V158H245V161H244V165L245 164H247V165H249V168L248 169H246V171H245V173H243L241 176H243L245 179H247V180H250L251 181V188L250 189H247L246 191H244V192H246L245 193V197H247L246 196V194L247 193H250V194H252V195H254V196H256L260 201L262 200V199H264V196H261V195H258V194H254V193H252L251 191H252V189H254V188H258V192H260V191H264V186H262L261 187V183L259 182V181H256V180H253L254 179V176H253V174H254V172H255V170H256V165H258L260 162H258V155H257V153H254V149L256 148V147H258L257 146V142H256V144H249V143ZM1 144H3V142H0ZM19 143V142H18ZM41 143H43V141H41ZM52 143H54V142H52ZM16 144V143H15ZM21 144V143H20ZM39 145H40V142L38 143ZM49 144H46V145H49ZM66 144V145H65ZM69 144H70V142H69ZM76 144V143H75ZM78 144V143H77ZM91 144H93V143H91ZM179 144V143H178ZM200 144V143H199ZM13 145H11L12 147H13ZM35 145L34 144H32V146H31V143H29V145H27L26 147L27 148H25V146H24V144H23V146H24V148H25V150L24 151H26L25 153H27V150L26 149H30V147H31V149L29 150V152L31 151V150H33V151H35L36 150V152L38 151V148L37 149H32V148H35ZM39 145H36V146H39ZM45 144H43V146H44ZM86 144H85V142H84V146H85ZM88 145V144H87ZM94 145H96V143L94 142ZM99 145V144H98ZM181 145V144H180ZM179 145V146H180ZM184 145V144H183ZM201 145V144H200ZM3 146H5L4 144H3ZM21 146V145H20ZM23 146H21L22 148H23ZM29 146V147H28ZM50 146H48V147H50ZM72 146V145H71ZM81 146H82V144H81ZM83 146V147H84ZM89 146V145H88ZM87 146V147H88ZM92 145H90V147H91ZM102 146V145H101ZM178 146V147H179ZM189 146V145H188ZM256 146V147H255ZM6 147V146H5ZM4 147V148H5ZM17 147V146H16ZM15 147V148H16ZM19 147V146H18ZM21 147L20 148H16L17 150H18V152L17 153H19V149H21ZM42 146H40V148H41ZM47 147V148H48ZM73 147H74V145H73ZM89 147V148H90ZM183 147V146H182ZM190 147V146H189ZM3 148V147H2ZM39 148V149H40ZM43 148V147H42ZM45 148H46V146H45ZM43 149V151L44 150H46V149ZM72 148V147H71ZM70 148V149H71ZM74 148H76V146L74 147ZM82 148V147H81ZM88 148V149H89ZM188 148V147H187ZM192 148V147H191ZM190 148V149H191ZM10 149V148H9ZM9 149L8 148H6L5 150H8L9 151ZM14 149V148H13ZM16 149H15V152H16ZM69 149V148H68ZM76 149H78V147L76 148ZM76 149H74V150H76ZM86 149V148H85ZM179 149V148H178ZM197 149V148H196ZM11 150V149H10ZM23 149H21V151H22ZM49 150H50V148H49ZM80 150V149H79ZM82 150V149H81ZM80 150V152H82ZM91 150V149H90ZM93 150V149H92ZM95 150H98L99 151V148L97 149H95ZM95 150L93 151V152H95ZM246 150V149H245ZM257 150V149H256ZM33 151H32V153H33ZM42 151V150H41ZM42 151V153H44L45 152V154L47 155V153L46 152H48V151H44L43 152ZM58 151V152H57ZM67 151H68V153H70V155L69 154H67ZM78 151V150H77ZM77 151H76V153H77ZM181 151V150H180ZM10 152V154H12L13 152L12 151H9ZM9 152H7L8 153V155H6V156H4V158L5 157H7V156H9L10 154H9ZM36 152H34V156L33 157H35L36 155H35V153ZM86 152H87V150H86ZM91 152V151H90ZM92 152V153H93ZM177 152H179V151H177ZM182 152V151H181ZM186 152V151H185ZM192 152V151H191ZM194 152V151H193ZM197 152V151H196ZM17 153H15V155L17 154ZM56 153V154H55ZM75 153V154H76ZM78 153H79V151H78ZM98 153V152H97ZM96 153V154H97ZM176 153V152H175ZM20 154V153H19ZM28 154L29 153H27V156L26 155H24V158H28ZM41 154V153H40ZM39 153H38V155H40ZM83 154L85 155V152L83 151ZM90 155H92L91 153H89ZM95 154V155H96ZM181 154V153H180ZM189 154V153H188ZM44 156V157H46V159H47V157H48V155L47 156ZM73 155H74V153H73ZM77 155V154H76ZM80 156H81V154H79ZM84 155H82V156H84ZM88 155V154H87ZM176 155H178L177 153H176ZM191 155V154H190ZM244 155V154H243ZM20 156H22V153H21V155ZM41 156H42V154H41ZM51 155H49V157H50ZM57 157H58V155H56ZM184 156V155H183ZM192 156V155H191ZM190 156V157H191ZM195 156V155H194ZM1 157V156H0ZM11 157V156H10ZM12 157H13V155H12ZM16 157H19L18 155L16 156ZM23 157V156H22ZM21 157V158H22ZM30 157L31 156H29V158L27 159L28 161L30 160H32V159H30ZM33 157H31V158H33ZM39 157V156H38ZM43 157V156H42ZM54 156L52 155V159H54L53 158ZM57 157H55V158H57ZM69 157V158H68ZM79 157V156H78ZM86 157V156H85ZM84 157V158H85ZM91 157V156H90ZM89 157V158H90ZM93 157H95L94 156V154H93ZM189 157V156H188ZM193 157V156H192ZM260 157V156H259ZM20 158V157H19ZM51 158H50V161H51ZM75 158V157H74ZM77 158V157H76ZM82 158V157H81ZM80 158V160L82 161V159ZM87 159H88V157H86ZM187 158V157H186ZM186 158H184V159H186ZM246 158H248L247 160H246ZM12 159V158H11ZM37 158H35V160H36ZM49 159V158H48ZM78 159V158H77ZM174 159V158H173ZM173 159H172V161H173ZM176 159V158H175ZM198 159H200V158H198ZM260 159V158H259ZM263 159V158H262ZM7 160V159H6ZM20 159H18V161H19ZM75 161H76V159H74ZM79 160V159H78ZM138 160V159H137ZM187 160H188V158H187ZM190 160V159H189ZM17 161V162H18ZM26 161V160H25ZM33 161H34V159H33ZM32 161V162H33ZM40 162H45V160H44V158H43V160L41 159V160H39ZM53 161V160H52ZM54 161H55V159H54ZM53 161V162H54ZM71 161V160H70ZM72 161H73V159H72ZM71 161V163H73ZM83 161H84V159H83ZM132 161V160H131ZM169 161V160H168ZM167 161V162H168ZM180 161V160H179ZM198 161V160H197ZM260 161V160H259ZM3 162H6V161H3ZM9 162V161H8ZM8 162H6L7 164H8ZM14 162V161H13ZM34 162H38V161H34ZM40 162H38V164L40 163ZM47 162H48V160H47ZM87 162V161H86ZM86 162H85V164H86ZM130 162V161H129ZM134 162V161H133ZM171 162V161H170ZM177 162V161H176ZM240 162V161H239ZM261 162H263V161H261ZM12 164V161L10 160V162H9V164ZM22 163V162H21ZM49 163H52V162H49ZM49 163H47L48 164V167L50 166H52V164H49ZM75 163L76 164H78V162L76 161V162H74V166H75ZM81 163H84V162H81ZM88 163H89V159H88ZM132 163V162H131ZM137 163V162H136ZM242 163V162H241ZM258 163V164H257ZM10 164V165H11ZM46 164V165H47ZM69 164V163H68ZM80 164V163H79ZM138 165H139V163H137ZM136 164V165H137ZM173 164V163H172ZM185 164V163H184ZM193 164V163H192ZM203 164V163H202ZM0 165H2L3 166V164H0ZM18 165V164H17ZM24 165V164H23ZM29 165H31V164H29ZM33 165V164H32ZM31 165V167L33 168V169H35L36 167H37V164L35 163L34 165H36V166H32ZM44 165V164H43ZM42 165V166H43ZM54 165H55V162H54ZM70 165V164H69ZM134 165H135V163H134ZM140 165H142L141 164V161H140ZM139 165V166H140ZM178 165V164H177ZM187 165V164H186ZM244 165H242V166H244ZM25 166H27V165H25ZM39 167H38V170H39V168H41L40 167V164L38 165ZM71 166V165H70ZM81 166H84V165H82L81 164ZM86 167H88L87 165H85ZM83 167V168H81L80 167V165L79 166H77V167H79V168H81V172H82V170L84 169V168H86V167ZM173 166H175L176 167V165H172V167ZM180 166H181V164H180ZM3 167H5V165L3 166ZM14 167H17L16 165L14 166ZM13 167V168H14ZM67 167H69V168H67ZM76 167V166H75ZM133 166H131V168H132ZM138 167V166H137ZM145 167H146V165H145ZM189 167V166H188ZM244 167H246V166H244ZM12 168V167H11ZM12 168V169H13ZM19 168V167H18ZM26 168H28V167H26ZM30 168V167H29ZM28 168V170L26 171H23V172H21V174L22 175H20L19 173H16L17 174V177L15 176V174L13 175V178H15V179H11L12 178V176H11V178H9L10 180H9V183H7L6 182V184H4V182H3V185L2 186H0V187H4V188H2V191H1V194H0V201H1V205H2V207H4V209L6 210V209H8L10 212H11V215L12 214H14V215H16V219L21 223L22 222V225L21 226H18L19 224L17 223V220L14 222V224H17V227H15V233H14V230H13V233H14V235L16 236V235H21V240H20V236L18 237L19 238V240H18V238H17V240L19 241V245L21 246V248L20 247H17V248H20V250L21 249H23V248H28V251H29V249H31V251H33L34 252V254L36 255L37 254V252L38 253H42L44 256H46V255H50V257L52 256V255H57V254H59V252L61 251V250H63V252H65L64 251V249L65 250H69V249H71L72 247H74V246H71V242L72 241H74L75 240V238H73L74 236H73V234H74V232L76 233L77 231H78V229H77V231L75 230L76 228H78V225H80V223H77V224H73L74 222H78L79 221V219H81V218H83V217H86V218H88V217H92V216H94V215H92V213H94L93 212V210H95V209H93L92 207H94V206H91V209L92 210H89V211H92V213L91 212H89L87 209H89L90 207V205L87 207V206H85V205H87L88 203H86V201H85V199H84V197L81 195V196H79L80 195V191L78 192V190H77V192H78V194L76 193V194H73L72 195V193H69V192H71V191H69V192H66V190H65V194H63V191L61 192V189H60V191L59 190H57L58 192H61V193H58V192H56V190L54 189V187H52L51 185L54 183V181H55V179L54 180H49V185H48V180H46L47 178H48V176H47V178L45 179V181H47L46 183H47V185H45L44 183H45V181L43 180V178H40L38 175V177H36V179H33V178H35L34 176H33V174L35 175V171L33 172V169H29ZM43 168L44 169H46L44 166H43ZM142 168V167H141ZM178 168V167H177ZM187 168V167H186ZM242 168V167H241ZM16 169V168H15ZM15 169H13V170H15ZM43 169V170H44ZM75 169H78V168H75ZM74 168H73V166H72V171H74L75 170ZM127 169H128V167H127ZM126 169V170H127ZM133 169H135V170H132L133 171V173H134V171H137L139 168H137V170H136V168L134 167ZM172 169V168H171ZM180 169H183V168H180ZM189 168H187V170H188ZM194 169V168H193ZM192 169V170H193ZM2 170H5L4 168L2 169ZM10 170V169H9ZM13 170H10L9 171V174H10V172L11 171H13ZM36 170V169H35ZM37 170V171H38ZM53 170V169H52ZM55 170H53V172L55 171ZM79 170V169H78ZM85 170V169H84ZM130 170V169H129ZM128 170V171H129ZM143 170V169H142ZM179 170V169H178ZM186 170V171H187ZM197 170V169H196ZM1 171V170H0ZM40 171H42V170H40ZM40 171H38V173H40ZM49 171H51V170H49ZM122 171V170H121ZM121 171H119V176H121L120 175V172ZM131 171V170H130ZM139 171H141V170H139ZM138 171V172H139ZM190 171H191V169H190ZM195 171V170H194ZM193 171V172H194ZM4 172V171H3ZM5 172H6V170H5ZM16 172V171H15ZM46 172H48V170H46V171H44V173H46ZM56 172V173H57ZM75 172V171H74ZM74 172H73V174H74ZM83 172H85V171H83ZM144 172V171H143ZM172 172V171H171ZM174 172V171H173ZM196 172V171H195ZM238 172V171H237ZM7 173V172H6ZM6 173H4V174H6ZM42 174H40V175H43V172H41ZM118 173V172H117ZM123 174V177H124V174H125V172H122ZM126 173H128V172H126ZM133 173H130V174H133ZM139 173H141V172H139ZM138 173V174H139ZM145 173V172H144ZM181 173H182V171H181ZM187 173H188V171H187ZM192 173V172H191ZM201 173V172H200ZM47 175H49L50 174V176L52 175V172L51 173H46ZM45 174V175H46ZM59 173H57V175H58ZM61 174H63V175H61ZM68 174V173H67ZM72 174V173H71ZM8 175V174H7ZM12 175V174H11ZM44 175V176H45ZM53 175H55V176H57L56 174H53ZM66 175V174H65ZM76 175H77V173H76ZM80 175H82V174H80ZM84 175H86V174H84ZM126 175V174H125ZM128 176H129V174H127ZM134 175V174H133ZM137 175V174H136ZM141 175H142V173H141ZM15 176V177H14ZM36 176V175H35ZM43 176V177H44ZM54 176V177H55ZM67 176V175H66ZM75 176V175H74ZM83 176V175H82ZM135 176V175H134ZM143 176V175H142ZM179 176H181V175H179ZM0 177H1V175H0ZM3 177V176H2ZM5 177V176H4ZM3 177V178H4ZM46 177V176H45ZM68 177V176H67ZM70 177V176H69ZM72 177V176H71ZM76 177V176H75ZM115 177H118V176H115ZM122 177V176H121ZM122 177V178H123ZM182 177V176H181ZM192 177V176H191ZM257 177V176H256ZM50 178V177H49ZM57 178H58V176H57ZM72 178H74V177H72ZM78 178V177H77ZM120 177H118V179H119ZM132 178H134V177H132ZM140 178V177H139ZM144 179L143 180H145L146 178L145 177H143ZM177 178V177H176ZM179 178V177H178ZM186 178V177H185ZM194 178V177H193ZM1 180H3L2 178H0ZM79 179V180H78ZM76 181H83V179H81L80 180V178H78ZM87 179V178H86ZM115 179V178H114ZM113 179V180H114ZM124 179V178H123ZM128 179V181H130V179L131 178H127ZM184 179V178H183ZM182 179V180H183ZM191 179V178H190ZM4 180H7L6 179V177H5V179ZM57 180L58 179H56V182H57ZM64 180V179H63ZM67 180V179H66ZM110 181V182H113L114 183V181ZM121 180V179H120ZM125 181H126V178L124 179ZM132 180V179H131ZM134 180V179H133ZM140 180H142V179H140ZM259 180V179H258ZM85 181V180H84ZM90 181H92V180H90L89 179V181L88 182H90ZM122 181V185L121 184H119V185H113V186H116V187H114L113 188V186H106V187H109V188H111V190L110 189H107V190H109V192H111L112 194H114L113 196H115V195H119V194H128V196L129 195H133V194H136V199H138V196L137 195H139V196H146V197H148L150 194L152 195L154 192H152L151 190H150V188L149 187H147L146 185H140L139 183H137L139 180L137 179V182L135 183L134 181H130V183L129 184H127V185H124L123 184V180H121ZM121 181L119 182V183H121ZM152 181V180H151ZM192 181V180H191ZM194 181V180H193ZM20 182L23 184V186H24V184L25 183H27L26 185L27 186H25V187H28V184L29 185H31V186H33V187H35V188H39V190H40V192L39 193H43L41 190H43L44 192H45V195L43 196V194H42V196H43V198H42V196L39 194V193H36V194H39L38 196L40 197L39 199L40 200H42L43 199V201H44V206H46V201H48L49 199H50V202H51V199H53L54 197H57L58 195H60L62 198H63V196H64V198H65V203H67V208H65V209H67V211L65 210V211H63L64 213L66 212V214H65V222L63 221L62 223H59V222H57V221H61L60 220V216H59V220L57 219V218H55V219H57V220H55V221H52L51 220V218H50V220H49V223H47L48 221H44L45 220V218H47L48 217V211L50 212V210H46L47 208H50V206L48 207H43V203L42 204H40L41 205V209H43V211H45V212H42V210H39V211H41L42 213H47V214H45V215H47L46 217H45V215H44V219L42 220V221H40L39 219H38V217H37V219L36 220H32V222L33 223H31L30 221H25V220H23L22 219V221H20V219L22 218V217H25V215H29V213H30V211H28V210H30L31 208H32V205H30V197H32V196H30L29 195V197H27V196H23V195H19V196H17L16 194H17V192L15 193V195L14 194H12V192H13V189H15L16 188V186H18V185H20ZM50 182H52V184L50 183ZM59 182V181H58ZM64 182V181H63ZM116 182H117V179H116ZM140 182H143V181H140ZM145 182V181H144ZM143 182V183H144ZM150 182V181H149ZM149 182L147 181V184H149ZM187 182V181H186ZM185 182V183H186ZM66 183V182H65ZM68 183L69 182H67V184L66 185H68ZM70 183H71V181H70ZM86 183H87V181H86ZM84 184V185H87V184ZM93 183V181L91 182V184ZM127 182H125V184H126ZM153 183V182H152ZM185 183H184V185H185ZM1 184V183H0ZM22 184H21V186H22ZM35 186H34V185ZM51 184V185H50ZM57 184V183H56ZM62 184V183H61ZM83 184V183H82ZM89 184V183H88ZM116 184V183H115ZM117 184H118V182H117ZM191 184V183H190ZM58 185V188H59V186H60V183H58L57 184ZM56 185V186H57ZM70 185V184H69ZM68 185V186H69ZM71 185H72V183H71ZM71 185L69 186V187H71ZM81 185V184H80ZM84 185H82V186H84ZM90 185V184H89ZM112 185V184H111ZM150 185H151V183H150ZM183 185V186H184ZM189 185V184H188ZM53 186H54V184H53ZM62 186V185H61ZM60 186V187H61ZM64 186V185H63ZM75 186H76V184H75ZM78 186V185H77ZM81 186V187H82ZM93 186H95V185H93ZM92 186V187H93ZM155 186H156V184H155ZM160 186V185H159ZM163 186V185H162ZM165 186V185H164ZM181 186V185H180ZM191 186V185H190ZM194 186V185H193ZM201 186V185H200ZM25 187H22V188H25ZM42 189H41V188ZM64 187H66V186H64ZM64 187H62V189H68L69 187H67V188H64ZM72 187H74V186H72ZM71 187V188H72ZM86 187H88V185L86 186ZM86 187H84V188H86ZM90 187V186H89ZM105 187V186H104ZM103 187V188H104ZM157 187H158V185H157ZM156 187V188H157ZM17 188H20V187H17ZM22 188H20V189H22ZM35 188H34V190H35ZM46 189V190H44V189ZM56 188V187H55ZM75 188H77V189H79L78 187H75ZM83 188V189H84ZM113 188V189H112ZM155 187H153V190H155L154 189ZM159 188V187H158ZM164 188V187H163ZM165 188H167V186L165 187ZM164 188V189H165ZM187 188V187H186ZM189 188V187H188ZM197 187H195L194 189H196ZM203 188V187H202ZM26 189V188H25ZM25 189H24V191H25ZM29 189V188H28ZM27 189V190H28ZM81 189V188H80ZM105 188H104V190H106ZM168 189V188H167ZM171 190L173 189V188H170ZM175 189V188H174ZM179 190H180V188H178ZM182 189H184V188H182ZM0 190H1V188H0ZM17 190H19V189H17ZM34 190L32 189V191H33V194H34ZM103 190V189H102ZM158 191H159V189H157ZM163 190V189H162ZM28 191H31L30 189L28 190ZM31 191V192H32ZM36 192L38 191V190H35ZM97 191V190H96ZM99 191H101V189L99 190ZM166 191V190H165ZM165 191H164V193H165ZM177 191V190H176ZM194 191V190H193ZM15 192V191H14ZM13 192V193H14ZM27 192V191H26ZM25 192V193H26ZM84 192V191H83ZM91 192V191H90ZM92 192H94V191H92ZM91 192V193H92ZM107 192V191H106ZM157 192V191H156ZM159 192H161V191H159ZM159 192H158V194H159ZM167 192H169L170 193V191H167ZM181 192V191H180ZM191 192V191H190ZM197 192V191H196ZM243 192V191H242ZM242 192H240V193H242ZM244 192H243V194H244ZM30 193V192H29ZM87 193V192H86ZM101 193H103L102 191H101ZM111 193H109L108 195L110 196V194ZM162 193V192H161ZM168 193V194H169ZM172 193H173V191H172ZM172 193H170L169 195H171ZM182 193V192H181ZM184 193V192H183ZM193 193V192H192ZM21 194V193H20ZM33 194H31V195H33ZM68 194V195H67ZM83 194H85V193H83ZM93 194L94 193H92V195L91 196H93ZM99 194H100V192H99ZM103 194H105V192L103 193ZM102 194V195H103ZM111 194V195H112ZM167 194V195H168ZM176 194V193H175ZM28 195V194H27ZM90 195V193H89V191H88V196ZM96 195H97V192L95 193V198H96ZM106 195H107V193H106ZM107 195V196H108ZM125 195H122V196H124V198L122 199V200H124V199H126L125 198ZM150 195V196H151ZM166 195V194H165ZM174 195V194H173ZM179 195V194H178ZM185 195H186V193H185ZM191 195V194H190ZM194 195V194H193ZM199 195V194H198ZM248 195V194H247ZM37 196V197H38ZM100 196H101V194H100ZM108 196V197H109ZM112 196V197H113ZM127 196V197H128ZM153 196H154V194H153ZM187 196V195H186ZM9 197H10V199H12V202H7L8 200H9ZM37 197H34V198H37ZM59 197V196H58ZM107 197V198H108ZM111 197V198H112ZM155 197V196H154ZM157 197H160L159 195L158 196H156V198ZM164 197V196H163ZM166 197H168V196H166ZM166 197H164V198H166ZM171 197V196H170ZM176 197V196H175ZM178 197V196H177ZM179 197H180V195H179ZM179 197H178V199H179ZM184 197V196H183ZM196 197L197 196H195V199H196ZM249 197V196H248ZM42 198V199H41ZM106 198V197H105ZM115 198H117V196L115 197ZM120 198V197H119ZM134 198H135V196H134ZM132 199L133 201H135V199ZM140 198H142V197H140ZM150 197H148V199H149ZM153 198V197H152ZM161 198V197H160ZM169 198V197H168ZM167 198V201H169V199ZM243 198V197H242ZM38 199V198H37ZM35 200V201H38V200ZM87 199H88V197H87ZM104 199V196H103V198L102 199H94V202L96 201V200H103ZM121 199V198H120ZM119 199V200H120ZM128 199H130V196H129V198ZM127 199V200H128ZM144 199H146V198H144ZM148 199L147 200H145L146 201V203L148 202ZM171 199H172V197H171ZM177 199V200H178ZM187 199H188V197H187ZM194 199V200H195ZM257 199V200H258ZM53 200H55V198L53 199ZM52 200V201H53ZM60 200H61V198H60ZM63 200V199H62ZM114 200V202H115V200L116 199H112L111 201H113ZM131 200V199H130ZM138 200H140V199H138ZM138 200H137V202H138ZM159 200V199H158ZM165 200V199H164ZM173 200H174V198H173ZM33 201V200H32ZM32 201H31V203H32ZM34 201V202H35ZM59 200H57V201H54V203L56 202H58ZM88 201H90V200H88ZM105 201V200H104ZM109 201V200H108ZM110 201V202H111ZM142 201V200H141ZM141 201H139V202H141ZM156 201V200H155ZM160 201V200H159ZM175 201V200H174ZM180 201V200H179ZM187 201V200H186ZM189 201V200H188ZM246 201V200H245ZM49 202V201H48ZM49 202V203H50ZM63 202V201H62ZM93 201H91V203H89V204H92L93 205V203H94ZM106 202V201H105ZM173 202V201H172ZM184 202V204H185V201H183ZM193 202H195V201H192V204H193ZM247 202V201H246ZM250 202V201H249ZM259 202V201H258ZM263 202V201H262ZM262 202H259V203H257V201L256 202H250V203H248V204H250L253 208H252V210L254 211L256 208H258L259 209V205H260V203H262ZM39 203V202H38ZM40 203H41V201H40ZM48 203V204H49ZM52 203V202H51ZM55 203V204H56ZM103 202H100L99 204H102ZM108 203V202H107ZM143 203H144V201H143ZM150 203H152V202H150ZM155 204L157 203V202H154ZM163 203V202H162ZM174 203V202H173ZM264 203V202H263ZM34 204H36L37 205V203L35 202ZM62 203H60L59 205H58V208H59V206L61 205ZM95 204H97V202L95 203ZM105 204V203H104ZM153 204V203H152ZM152 204H150V205H152ZM161 204V203H160ZM166 204V203H165ZM178 204H180V203H178ZM183 204V203H182ZM183 204V206H185ZM187 204V203H186ZM188 204H190V203H188ZM35 205V207H37ZM98 205V204H97ZM154 205V204H153ZM158 205H159V203H158ZM197 205V204H196ZM249 205V206H250ZM262 205V204H261ZM261 205H260V207H261ZM30 206H31V208H30ZM62 206V205H61ZM66 205H64V207H65ZM104 206H106V204L104 205ZM103 205H101V206H98L99 208H105ZM160 206V205H159ZM162 206V205H161ZM194 206V205H193ZM250 206V207H251ZM1 207V206H0ZM2 207L0 208V209H2ZM34 207V206H33ZM40 206L38 205V207L37 208H39ZM52 208H53V205L51 206ZM87 207V208H86ZM30 208V209H29ZM58 208H56V209H58ZM62 208V207H61ZM95 208H97V206L95 207ZM186 208V207H185ZM189 208V207H188ZM4 209H2L3 211H5ZM40 209V208H39ZM54 209V208H53ZM55 209V210H56ZM98 209V208H97ZM107 209V208H106ZM105 209V210H106ZM182 209V208H181ZM261 209V208H260ZM264 209V208H263ZM32 210V209H31ZM38 210V209H37ZM60 210V208L58 209V211ZM62 210V209H61ZM102 210H104V209H101L100 211H102ZM177 210V209H176ZM184 210V209H183ZM8 211V212H9ZM33 211H35V209H33ZM39 211H38V213H39ZM52 211V210H51ZM54 211V210H53ZM58 211H56V212H58ZM98 211V210H97ZM97 211H95V213H97ZM107 211V210H106ZM178 211H180V210H178ZM178 211H176V212H178ZM8 212H6V213H8ZM10 212L8 213V214H10ZM29 212V213H28ZM103 212V211H102ZM130 212V211H129ZM261 212H262V210H261ZM37 213V214H38ZM51 213V212H50ZM61 213V212H60ZM91 213V214H90ZM94 213V214H95ZM125 213H126V211H125ZM137 212H135V214H136ZM182 213V212H181ZM188 213V212H187ZM253 213V212H252ZM260 213V212H259ZM263 213V216H264V211L262 212ZM3 214V213H2ZM1 214V215H2ZM32 214H34V213H32ZM36 214V215H37ZM55 215H57L56 213H54ZM106 214V212H104V215ZM128 214V213H127ZM142 214V213H141ZM151 215L153 214L154 215V213H150ZM173 214V213H172ZM5 215V214H4ZM27 215V216H28ZM36 215H34L35 217H36ZM40 215L41 214H39L38 216H39V218H41L40 217ZM53 215V214H52ZM51 215V216H52ZM60 215V214H59ZM84 215V216H83ZM89 215H91V216H89ZM121 215V214H120ZM125 215V214H124ZM143 215H144V213H143ZM149 215V214H148ZM158 216H159V214H157ZM157 215H156V217H157ZM161 215V214H160ZM167 215H169V214H167ZM176 215H177V213H176ZM182 215V214H181ZM254 215H255V213L252 215V216H249V217H247V218H245V221H243L244 223H246V222H248V221H250V220H252V219H254ZM7 216V215H6ZM26 216V217H27ZM30 216V215H29ZM99 216H101V215H99ZM128 216H131V215H128ZM137 216V215H136ZM142 216V215H141ZM163 216V215H162ZM171 216H173V215H171ZM179 216H180V214H179ZM184 216H185V214H184ZM183 216V217H184ZM25 217V218H26ZM95 217L97 218L98 216L95 214ZM103 217V216H102ZM105 217H106V215H105ZM119 217V216H118ZM120 217H122V216H120ZM126 217V216H125ZM132 217V216H131ZM130 217V219H133V218H131ZM139 217V216H138ZM138 217H137V219H138ZM156 217H155V219H156ZM168 217V216H167ZM5 218V217H4ZM9 218H11V216H9ZM9 218L7 217V219H5L6 221L7 220H9ZM24 218V219H25ZM32 218V217H31ZM124 218V217H123ZM128 218V217H127ZM126 218V219H127ZM158 218V217H157ZM165 218V217H164ZM170 218H172V217H170ZM182 218V217H181ZM186 218V217H185ZM28 219H30V218H28ZM35 219V218H34ZM62 219V218H61ZM64 219V218H63ZM62 219V220H63ZM91 219H93V217L91 218ZM98 219H100V217L98 218ZM97 219V220H98ZM129 219V218H128ZM152 219V218H151ZM150 219V220H151ZM174 219V218H173ZM172 219V220H173ZM176 219V218H175ZM180 219V218H179ZM184 219V218H183ZM182 219V220H183ZM262 219H264V218H262ZM3 220V222H5L6 223V221H4V219H2ZM13 220V219H12ZM47 220V219H46ZM77 220V221H76ZM82 220V219H81ZM88 220H90V219H88ZM94 220H96L95 218H94ZM97 220L95 221V222H97ZM104 220H105V218H104ZM135 220V219H134ZM141 220V219H140ZM143 220V219H142ZM161 220V219H160ZM168 220V219H167ZM178 220V219H177ZM244 220V219H243ZM1 221V220H0ZM10 221H11V219H10ZM24 221H25V223H24ZM93 221V220H92ZM100 221V220H99ZM129 221H131V220H129ZM138 221V220H137ZM137 221H136V223H137ZM153 221V220H152ZM152 221H150V222H152ZM164 221V220H163ZM263 223H264V221L263 220H261ZM261 221H259L260 223H261ZM2 222V223H3ZM27 222H30L31 224H27ZM81 222V221H80ZM103 222V221H102ZM119 222V221H118ZM141 222V221H140ZM156 222V221H155ZM171 222V221H170ZM173 222V221H172ZM1 223V224H2ZM9 223V222H8ZM8 223H6V224H8ZM99 223V222H98ZM106 223H108V222H106L105 221V224ZM122 222L120 221V224H121ZM124 223V222H123ZM135 223V224H136ZM153 223V222H152ZM25 224V225H24ZM92 224L93 225H96L95 223H93L92 222ZM114 224H116V223H114ZM118 225H116V226H119L120 224L119 223H117ZM134 224V225H135ZM142 224H143V222H142ZM145 224V223H144ZM150 224V223H149ZM160 224V223H159ZM162 224V223H161ZM247 224V223H246ZM2 225H4V224H2ZM26 225H28V226H26ZM75 225V226H74ZM87 225V224H86ZM85 225V226H86ZM89 225V224H88ZM92 225V226H93ZM100 225V224H99ZM99 225H97L98 227H100ZM104 224H102V226H103ZM107 225V224H106ZM128 225V224H127ZM130 225V224H129ZM128 225V226H129ZM146 225H148V224H146ZM155 225H156V223H155ZM155 225H154V227H155ZM163 225V224H162ZM172 225V224H171ZM260 225V224H259ZM259 225H258V227H259ZM1 226V225H0ZM5 226V225H4ZM3 226V227H4ZM8 226V225H7ZM16 226V225H15ZM108 226V225H107ZM116 226H114V228H116L117 229V227ZM121 226V225H120ZM119 226V227H120ZM123 226H124V224H123ZM122 226V227H123ZM131 226H132V223H131ZM137 226V225H136ZM142 225H140V227L139 228H143V226L141 227ZM150 226V225H149ZM165 226V225H164ZM168 226V225H167ZM2 226H1V228H3ZM9 229H10V227H12V226H10V224H9ZM22 227H23V229H22ZM96 227V226H95ZM103 227H105V225L103 226ZM130 227V226H129ZM152 227V226H151ZM160 227V226H159ZM263 227V226H262ZM260 228V231H258L257 233L259 234V235H262V233H263V228ZM4 228H7V227H4ZM13 228V227H12ZM17 228V229H16ZM80 228V227H79ZM88 228V227H87ZM97 228V227H96ZM102 228V227H101ZM107 228V227H106ZM110 228H112V227H110ZM124 228V227H123ZM135 228V227H134ZM146 228H148V226L146 227ZM161 228V227H160ZM9 229H8V231H4V232H8V234H10L11 233V231H10V233H9ZM21 229H22V231H21ZM99 229V228H98ZM102 229H104V228H102ZM119 229L120 228H118V231L117 232H119ZM126 229V228H125ZM144 229V228H143ZM157 229H158V227H157ZM4 230V229H3ZM7 230V229H6ZM10 230H12V229H10ZM34 230H41V234L42 235H40V234H38V236H37V238L35 237V235H34V238H33V231ZM91 230H93V228H91ZM90 230V231H91ZM94 230H95V228H94ZM99 230H101V229H99ZM131 230V229H130ZM134 230V229H133ZM136 230V229H135ZM151 230V229H150ZM152 230H153V228H152ZM159 230V229H158ZM1 231H2V229H1ZM0 231V232H1ZM80 231H82V229L80 230ZM86 231V230H85ZM110 231H111V229H110ZM123 231V230H122ZM126 231V230H125ZM149 231V230H148ZM154 232H155V230H153ZM124 232V231H123ZM131 232V231H130ZM139 232H140V230H139ZM138 232V233H139ZM152 232V231H151ZM39 233V232H38ZM78 233V232H77ZM77 233H76V236H78L77 235ZM80 233V232H79ZM115 233V232H114ZM137 233V232H136ZM148 233V232H147ZM150 233V232H149ZM160 233V232H159ZM2 234V233H1ZM1 234H0V237L1 238H3L2 236H1ZM6 234V233H5ZM12 234V233H11ZM10 234V235H11ZM35 234H36V232H35ZM84 234V233H83ZM82 234V235H83ZM125 234V233H124ZM145 234V233H144ZM14 235H13V237H14ZM40 235V236H39ZM109 235V234H108ZM111 235H114V234H111ZM118 235H119V233H118ZM128 235V234H127ZM137 235V234H136ZM139 235V234H138ZM141 235V234H140ZM147 235V234H146ZM3 236H4V234H3ZM75 236V237H76ZM107 236V235H106ZM121 236V235H120ZM122 236H123V234H122ZM121 236V237H122ZM154 236H156V235H154ZM162 236V235H161ZM165 236V235H164ZM5 237V236H4ZM104 237V236H103ZM109 237H111L110 235H109ZM109 237H108V239H109ZM120 237V238H121ZM125 237H127V236H125ZM124 237V238H125ZM148 238H149V236H147ZM152 237H153V235H152ZM157 237H159L160 238V236H157ZM166 237V236H165ZM16 238H15V241H16ZM43 238H45V240L43 241L42 239ZM78 238H80L79 236H78ZM112 238V237H111ZM110 238V239H111ZM117 238V237H116ZM123 238V237H122ZM138 238V237H137ZM140 238V237H139ZM146 238V237H145ZM151 238V237H150ZM4 239V238H3ZM8 238H7V235H6V237H5V239L4 240H1V241H3V242H5L6 240H7ZM11 239V238H10ZM66 239H68L67 241H66ZM83 239H84V237H83ZM83 239H81L83 242H84V240ZM117 239H119V238H117ZM131 239H132V237H131ZM130 239V240H131ZM154 239V238H153ZM77 240V239H76ZM75 240V241H76ZM80 240V239H79ZM106 240V239H105ZM104 240V241H105ZM115 240V239H114ZM125 240V239H124ZM127 240V239H126ZM134 240V239H133ZM138 240H141V239H138ZM138 240H137V242H138ZM151 240V239H150ZM165 240V239H164ZM163 240V241H164ZM0 241V242H1ZM13 241V240H12ZM46 241V242H45ZM73 242V243H76V242ZM78 241V240H77ZM104 241H103V243H104ZM112 241H113V239H112ZM116 241H118V240H116ZM116 241H114V242H116ZM154 241H155V239H154ZM160 241V240H159ZM167 241V240H166ZM2 242V244L4 245V243ZM70 242V243H69ZM108 242H110V241H108ZM125 242V241H124ZM130 242V241H129ZM131 242H132V240H131ZM136 242V243H137ZM169 241H167V242H165V243H168ZM10 243H12L11 241H9L8 243H5V244H10ZM13 243H14V241H13ZM82 243V242H81ZM113 243V242H112ZM152 243V242H151ZM156 243V242H155ZM162 243V242H161ZM2 244H0L1 246H2V248H3V245ZM116 244H118V243H116ZM141 244V243H140ZM144 244H145V246H147L146 245V242H144ZM12 245H14V244H12ZM16 245V244H15ZM19 245H16V246H19ZM83 245V244H82ZM82 245H79L78 244V246H81V247H83ZM85 245V244H84ZM99 245V244H98ZM104 245V244H103ZM110 245H115V243L114 244H110ZM119 245V244H118ZM124 245V244H123ZM127 245V244H126ZM132 245V244H131ZM153 245V244H152ZM162 245V244H161ZM6 246V245H5ZM8 246V245H7ZM71 246V247H70ZM76 246V249L78 248L77 247V244L75 245ZM107 246H109V245H107ZM125 246V245H124ZM128 246V245H127ZM136 246H137V244H136ZM160 246V245H159ZM164 246H166V245H164ZM163 246V247H164ZM15 247V246H14ZM13 247V248H14ZM81 247H79V248H81ZM104 247V246H103ZM118 247V246H117ZM130 247V246H129ZM128 247V248H129ZM132 247H133V245H132ZM138 247H140V246H138ZM144 246H142V248H143ZM150 248V246H147V248ZM1 248V247H0ZM1 248V249H2ZM9 248V247H8ZM8 248H7V250H8ZM87 248V247H86ZM96 248V247H95ZM123 248V247H122ZM126 248V247H125ZM134 248V247H133ZM0 249V250H1ZM5 249V248H4ZM73 249V248H72ZM72 249H71V251H72ZM76 249H74V251L76 250ZM83 249H85V248H83ZM93 249V248H92ZM108 249V248H107ZM106 249V250H107ZM117 249V248H116ZM120 249V248H119ZM130 249V248H129ZM132 249V248H131ZM136 249H138V248H136ZM146 249V248H145ZM144 249V250H145ZM3 250V249H2ZM12 249L10 248L9 249V251H11ZM20 250H17V251H19L20 252ZM79 250H82V249H78V251ZM87 250V249H86ZM90 250V249H89ZM88 250V251H89ZM95 250V249H94ZM98 250V249H97ZM97 250H95V251H97ZM109 250V249H108ZM125 250V249H124ZM143 250V252H145ZM4 251H6V250H3L2 252L4 253ZM9 251H8V253H9ZM15 251H16V247H15ZM14 251V252H15ZM16 251V252H17ZM22 251V250H21ZM31 251H29L30 253H31ZM35 251H36V253H35ZM71 251H69V252H71ZM74 251H72V255H73V253H74ZM77 251V252H78ZM111 251V250H110ZM109 251V252H110ZM148 251H150L149 249H148ZM1 252V251H0ZM1 252V253H2ZM23 252V251H22ZM68 252V254H70ZM77 252H75V254L77 253ZM89 252H91V251H89ZM118 252V251H117ZM119 252H121V251H119ZM118 252V253H119ZM123 252V251H122ZM122 252H121V254H122ZM138 252V251H137ZM7 253V255H9ZM11 253V252H10ZM21 253V252H20ZM25 253H26V251H25ZM61 253H62V251H61ZM65 253H66V255H65ZM64 253V255H65V257H67V256H69L68 254H67V252H65ZM79 253H80V251H79ZM79 253H77V254H79ZM83 253V252H82ZM92 253V252H91ZM93 253H94V251H93ZM98 255H99V253L98 252H96ZM103 253L105 254V252L103 251ZM127 253H129V252H127ZM135 253V252H134ZM147 253V252H146ZM12 254H14V255H16L15 253H13L12 252ZM12 254H10V255H12ZM32 254V253H31ZM63 254V253H62ZM62 254L60 255H58V257L59 256H61V257H63L62 256ZM124 254V253H123ZM40 254H38L37 256H39ZM54 255V256H55ZM95 255V254H94ZM100 255H101V253H100ZM133 255V254H132ZM135 255H137V254H135ZM54 256H52V257H54ZM71 256V255H70ZM91 256H93V254L92 255H90V257ZM105 256V255H104ZM111 257H112V255H110ZM123 256V255H122ZM39 257H41V255L39 256ZM50 257H48V258H50ZM51 257V258H52ZM57 257V258H58ZM60 257V258H61ZM89 257V256H88ZM96 257H97V255H96ZM95 257V258H96ZM101 257V256H100ZM99 257V258H100ZM107 257H108V255H107ZM124 257H125V254H124ZM46 258V257H45ZM57 258H55L56 260H57ZM59 258V259H60ZM84 258V257H83ZM98 258V259H99ZM106 258V257H105ZM110 258V257H109ZM109 258H107L108 260H110ZM88 259V258H87ZM94 259V258H93ZM102 259H103V257H102ZM50 260V259H49ZM53 260H54V258H53ZM90 261V260H89ZM107 261V260H106ZM112 261H113V259H112ZM122 261H124L123 259H122ZM128 261V260H127ZM84 262V261H83ZM96 262V261H95ZM108 262V261H107ZM111 262V261H110ZM109 262V263H110ZM213 263H214V261H212ZM77 263V262H76ZM75 263V264H76ZM84 263H87L88 264V262H84ZM102 263V262H101ZM104 263V262H103ZM102 263V264H103ZM106 263V262H105ZM80 264H82V261H81V263ZM96 264V263H95ZM97 264H98V262H97ZM111 264V263H110ZM113 264V263H112Z\"/></svg>",
  "mask_w": 264,
  "mask_h": 264
},
{
  "label": "snow or ice",
  "instance_id": "6c2138e0",
  "mask_svg": "<svg viewBox=\"0 0 264 264\" xmlns=\"http://www.w3.org/2000/svg\"><path fill=\"white\" fill-rule=\"evenodd\" d=\"M230 127H233L237 130V132L240 134V136H243L245 139V143H247L248 141L254 139V135L251 132H248L241 124H232L230 125ZM239 147H234L232 149V153L233 155H235L238 151H239ZM241 160H243V157H240ZM264 174V173H262ZM212 187H215V183L212 184ZM177 256H179V253L176 254ZM187 264V262H186ZM261 264H264V259H262Z\"/></svg>",
  "mask_w": 264,
  "mask_h": 264
}]
</instances>
